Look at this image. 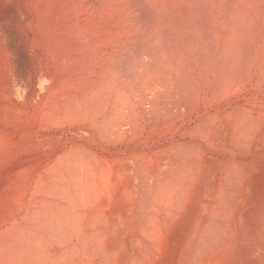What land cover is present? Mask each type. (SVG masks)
<instances>
[{"label": "rangeland", "instance_id": "374dc122", "mask_svg": "<svg viewBox=\"0 0 264 264\" xmlns=\"http://www.w3.org/2000/svg\"><path fill=\"white\" fill-rule=\"evenodd\" d=\"M38 1H40L41 3L38 2ZM42 1H44V0H37V2H36V0H0V219L4 220L6 222L4 224L3 223L4 221L2 222L0 220V222L2 223V225L0 226V229H1V227L3 229V227H5V225L6 226L8 225V227H9L10 224L12 223V220H11L12 218L11 217L14 215L13 216V218H14L13 223H14L16 218L17 219H16L15 223H19L18 222L19 219H22V221H20V222L23 224L22 225L23 227L22 226L20 227L21 224H16V225H19V226H16V227H19L20 229L22 228L26 232H27L28 229H31V231L32 230L33 231L36 230L35 232H37V229H38V231L41 230V229H44V232L46 230H48V231H46L47 234H48L49 228H51V231L49 232V234L53 231L52 232L53 235H51L52 234L51 233L50 234L51 236H49V237H50V239H52V237H53V239L51 241L56 239L57 241L55 242V244L57 243V245H58V246H56V245L52 246L50 244L51 241H50V239L48 237L49 234L47 235V234H45L43 232L45 235H47L46 236L47 238H43L45 236L42 235V231H39L40 233H38V232L35 233V235L33 234L34 232L30 234V235L33 234L34 236H36V234L37 235H39V234L42 235V237H40V235H39L37 237L38 238V240H37L36 237L32 238L33 235L30 236V238H29V233H30L29 230H28V232L26 234L24 232V230L22 231V229H21L22 233L24 232L26 235H28V236H25L24 233L20 234V232H19L20 230H14L15 227L10 226L13 230L10 227L9 228L7 227L8 229H11L12 231H16V232L18 231L17 234L19 233L18 234L19 238H21L20 235L21 236L23 235L22 236V240L24 238H25V240H27L28 238L29 239L32 238L31 240H34V238H35V242H36V240L37 241H39V240L41 241V239H43L42 240V245H41L40 241L37 242V243H40L39 246H38V244L35 243L36 244L35 246H38V247H35L31 240H29V239L27 241L24 240L27 243L29 241V247L26 248L28 244L25 243L24 241H21V240H20V242H21L20 243L19 242V238L17 237L18 235L16 234V232L14 233V235H13V232H11V234L14 236L15 240L13 239V237L8 232H6V233L9 234V237L11 236L10 238L12 239V241H18V243L16 242V245L17 244L20 245L19 246L20 248L21 247H25V249L24 248L20 249L19 247H16L14 242L11 241L12 244H14V246H15L14 248L15 249L19 248L18 250L17 249L16 250H17V252L19 251L18 254L20 253L19 254L20 257L22 256V258H20V259L21 260L25 259L26 256H27V258L29 257V258H32V260H33V257L31 255H37L36 253H38V251H35V248H36L38 250L40 249L39 253H38L40 258H37L38 256H34V258H37L36 259L37 261L35 259L33 261H31V259H29V258L28 259L26 258L25 259L26 261L28 260L30 263L38 264V260L41 259V261L43 262L42 264H44L45 260H42L40 254L41 253L43 254L44 251H47L49 254L47 252L46 253L49 256H51V258H49V261L51 259H52V262H54L55 260L56 261L58 260L57 262L55 261L52 264H55V263L59 264L60 260H63L62 263H60V264H65L63 262H67L68 264H70V263L74 264V262L76 263L77 261H78L77 263L79 264V263H81L82 258H83L84 262L87 261L86 262L87 264H89L91 261L93 263H95V264H98V263L100 264V263L103 262L101 260L103 258H104L103 259L104 261L105 260L106 261L110 260L109 261L110 263L108 262L109 264H111V263L114 264L113 260H115V264H123V263L124 264H128V263L129 264H136V262L138 263L137 257H139V259H140L139 260L140 263H138V264H147V263L148 264H152V263H154V264H188V263L189 264H193L194 262H195L194 264H201L203 262H204L203 264H207L208 262L210 264H212V263H214V264H263L264 263V138H263L264 137V124L261 121V123L263 124V125H261L259 120H256V119H255L256 122H254L252 118L254 116H259L258 117L259 119H260V117H261V119H264V117H263L264 116V110H262L264 108V106L263 107L261 106L262 108L260 107V105L264 104V101H263L264 100V87L262 85H260V86L263 87V89L258 91V90H256L257 89L256 87L258 86V84H256L257 86H255L256 89H252L253 88L252 86H251L252 88L250 89L249 88L250 85H249V87L247 86L244 90H242V92H239L240 94L239 93L235 94L236 95L235 98H234L235 100L232 101L233 104L230 103V102H226V101L220 102L218 104H216L215 102H212V101L205 102V101L210 100L209 96L207 94V90L204 89V91L202 93L196 94L195 90H196V86L198 84L197 83L198 81H195V80L197 78H198L197 80H199L198 75L199 76L204 75V72L206 73L207 72V68H209L207 66L210 64V60H211V56H212V54H211L212 50L210 49L211 48L210 43H211V40H212L210 38L211 37L210 32L204 30L206 28L203 27L201 24H199L198 19L195 18L196 20H194V18H192V17H189L186 20L182 21L181 24L179 23L180 24L179 26H178L177 23L170 22L169 20L167 22L166 20L161 19V17L164 18V16H161V14H158V10L155 9V8H152V6H150L148 3H146L145 0L144 1L143 0H132V8L131 9H133V11L135 10L134 11L135 14L131 10V12L129 11L131 14H129L130 16H128V17H129V20H131V21H129V23L131 22V24H132V25H130L131 29L133 27V29H135V32H133V29H132V32H131V29L130 30L128 28L124 29V32L125 31L127 32V37L130 36L129 37V39L131 38L130 41L128 39L129 42H127L126 45L124 44L123 46L122 45L118 46L119 48H115L114 47L115 49H114V51L112 50L113 53H111V54H113L115 57L113 55L112 56L110 55L111 57L110 56L106 57V55L102 56V54L104 55L105 52L102 51L103 52L102 53V52H100L101 50L97 51V54H98V52H100L102 54H98L99 57L96 56V58H98V59H96V58L95 59H96V61L98 60L99 63H98V61L96 62L97 63L96 68L97 67L98 68L94 70L93 68H95V67H89L88 62H86L85 60H82V59H86L87 55H88L87 54V50H85L86 46L83 47L84 49L82 47L80 48V46H77L79 44V42L77 41L78 40L77 38L79 36H80V38H82V39H80V44H79V45H81L82 44L81 40L87 38V36L84 35V34L82 35V33H81V35L78 36L77 33L79 32L78 29H79L80 26H83V27H86V28H87V26L88 27L90 26L91 18H93V17H91L92 15L93 16L97 15L99 17V14L101 13L100 10H101L102 5L104 4L105 0H98V1L97 0H94V1H92V0H76L77 4L75 3V0H73V1L72 0H60V1H58V3H56L57 0H55L56 2L54 0H52V1H54L53 3H52V1L50 2V0H48L49 2H47V0H45V2H42ZM133 1H134V3H133ZM205 1H208V0H205ZM222 1L224 2V0H222ZM82 2H84V3H82ZM209 2H213V3L215 2L216 4L215 3L214 4L216 6H219L218 4H220V5L222 4L220 8H223L224 11H227L228 9L230 11H232V8H231L233 6L232 2H231L232 6L230 5V8H228V9H227V7L225 5L226 4L225 2L224 3H222V2L219 3L218 0H217L218 3L215 0L214 1L210 0ZM209 2L208 3L205 2L206 5H208L207 8L205 9L206 12L209 13V11H210L211 13H209V14L218 13V11L215 12V9L219 10V8L218 7L215 8L216 6L213 3H211V5H210V6H212V4H213V8L211 7L210 10L208 9L209 8V4H210ZM73 4H75L76 7L78 6L79 8L84 9V10H82L83 12L80 13V9L78 8V10H77L75 5H73ZM133 4H136L137 6L133 5ZM191 4H193V3L191 2ZM223 5H225V6H223ZM149 6H150V8H148ZM227 6L229 7L228 3H227ZM45 7H46V9H45ZM48 8H51L52 10L48 9ZM73 8L76 9V10H73ZM126 9L127 8H125V11H127ZM211 9L213 10L214 13H212ZM85 10H87V11H85ZM96 10H98V12ZM219 11H222V10L220 9ZM76 12H79V13L75 14ZM72 14H73V17H71ZM82 14H83V16H81ZM202 14H203V16L206 15V13L205 14L202 13V12H201V14L198 13V15L201 16V17H202ZM79 15L81 17H79ZM149 15H151V16H149ZM215 15H217V14H215ZM84 16H87V17L86 18H82ZM132 16L134 18L133 22H132V19H133ZM230 16L231 15L227 16V18L225 17L224 18L225 20L222 19V20L225 21V25L221 23L223 25V27L225 26L224 29H228V31L226 32L228 34H229L231 26H229V25L226 26V24H227L226 20H228L230 18ZM88 17H90V20L88 19ZM120 17H121V15H120ZM73 18H75L76 20H74ZM94 18H96V17H94ZM117 18H119V14H118ZM158 18H159V20H162L161 23H162L163 26H165V29H167L166 30L167 32L165 31V29L161 25V23L158 24L159 23L158 22ZM82 19H84L85 21L82 20ZM73 20H74V22H73ZM95 20H92L93 21L92 23H94V24L95 23L96 24L100 23V19L96 18ZM217 20H218V22L222 21V20L220 21L218 19V17H217ZM150 21H152V22H150ZM224 21H222V22L224 23ZM76 22H78V23H76ZM134 22H135V24H133ZM165 22L167 24H171V26L169 27L170 30L168 28L169 25L165 24ZM184 22H185V24H184ZM75 23H76V25H75ZM154 23H155V27L154 28L156 29V31H152V30H155L153 28V26H151V25H154ZM182 23L184 24V26L186 25L185 26L186 28L184 26H182L183 25ZM136 24H137V26H136ZM217 24H215V25L216 26H220L221 25L220 23H217ZM139 25H140V27H139ZM158 25H161L162 28L161 27L159 28ZM100 26H101V23H100ZM111 26H112V24H109L107 27L111 28ZM134 26H136V28H134ZM149 27H150L151 31L148 29ZM181 27H183V28L181 29ZM192 27L194 29H192ZM58 28H59V30L62 29L63 33H62V31H61V33L59 32V30L57 31ZM54 29L56 30L55 37L57 36L58 38L54 37V33H53L55 31ZM138 29H139V31H138ZM157 29H159V30H157ZM161 29H163V30H161ZM177 29H178V31H177ZM180 29L183 31L182 35H179V33L180 34L182 33V31H179ZM87 30L90 32L89 29H87ZM140 30L143 33H141ZM185 30H186V32H185ZM211 30L214 31L215 29L211 28L210 31ZM74 31H75V34H77L76 36H74L75 35ZM157 31H159V33ZM163 31H165L166 34H162ZM192 31H193V33H192ZM57 32H58L59 36L56 35ZM126 32H125V34H126ZM155 32H156V34H155ZM177 32H179V33H177ZM132 33H133V35L135 34L136 36H133ZM148 33H150V34L154 33V35H152V34L148 35ZM187 33L188 34L190 33V34L188 35ZM60 34H62V35L60 36ZM69 34H71V35L74 34V35L71 36ZM79 34H80V32H79ZM161 34H162V37H159ZM191 34L194 36L195 39L194 38H192L193 40L189 39ZM163 35H166L168 37L163 36ZM195 35L196 36L198 35L199 37L198 36L195 37ZM64 36L66 38H64ZM81 36H83V37H81ZM150 36H151V40L154 39L155 41H153V40L152 41H148L147 42V43H149V45H148L145 42L147 41V39L150 40ZM173 36H175V38H177V39L179 37L180 38L181 37L185 38L186 36H189V37H187L184 40L185 41L186 40H188V41L190 40L189 44H190V42H193L194 46L196 44L198 47L196 46L195 48H197L198 50L200 49L201 53H204L202 56H204V58L208 57V59L206 58V60H205L202 56L199 57L200 53H198V52H200V50L197 51L194 48V46L192 45L193 43L191 45L193 46L195 52L193 50H191V49H193L191 45H189V46L187 45L188 41L185 42V41H183L182 38H181V40L179 38L178 39V42L180 44L179 45L177 40L174 39ZM193 36H191V37H193ZM200 36L203 37V38H201ZM61 37H62V39H61ZM73 37H75V38L77 37L76 38L77 40L76 39L73 40ZM99 37L101 38V36H99ZM125 37H126V35H125ZM135 37H136V40H135ZM155 37H158V38L155 39ZM100 38L97 37V39H96L97 41H100L99 44L102 41V40H100ZM164 38H165V40L168 39V41L166 40V44H165ZM196 38H198L197 39L198 41H196ZM60 39H61L62 43H61ZM63 39H65V40H63ZM92 39L94 40V38H92ZM201 39H204V41L202 40L204 43L206 41L205 45H207L208 48L205 47L204 43L201 42ZM205 39H208V40H205ZM75 40L78 42L77 44H75L76 43ZM86 40H84L82 42H85ZM111 40L109 41V43L111 42ZM160 40H162V41H160ZM170 40H173V41H170ZM63 41H65V42H63ZM102 42H104V39H103ZM156 42H157V46H155ZM161 42L163 43V45H162ZM184 42H185L186 45L184 44ZM64 43H65V45H64ZM67 43L68 44L71 43L74 46V50L76 49L75 47H78L77 49L80 48V50L76 49V51H75L79 56L78 55L76 56L75 52L74 53L70 52L71 49L69 51V48H71V47H69V45H71V44L68 45ZM86 43H87V41H86ZM130 43L131 44L133 43V44L130 45ZM105 44H106V42H105ZM173 44H174V47L172 46ZM161 45L164 46V47L168 46V48L167 47L164 48ZM55 46H57V48ZM67 46H68V48H67ZM73 46H72V48H73ZM101 46L105 47L104 43ZM110 46L112 47V42L110 43ZM124 46H126V47L123 48ZM127 46L128 47L130 46V47L127 48ZM146 46H148V47H146ZM175 46L177 47V49L180 47L181 50L180 49L177 50ZM185 46H187V47H185ZM106 47L108 48L107 45H106ZM169 47H170V50H168ZM189 47H190V49H189ZM122 48L125 49V50H123ZM171 48H173V49H171ZM258 48L261 49L260 46ZM121 49L124 52H122ZM128 49L132 50L133 52L129 51ZM151 49L154 50V52L151 51ZM158 49L159 50H164V51H162V52L158 51L157 52ZM175 49H176V51H175ZM65 50H67L68 54L70 53L71 55L68 56V54L66 53L67 51H65ZM82 50H85L86 52L82 51ZM115 50H118V51H115ZM171 50H172V52H171ZM60 51H61V54H59ZM119 51H121L122 53L119 52ZM168 51H170V52H168ZM174 51L176 53H174ZM182 51H184V52L182 53ZM207 51H210V52H207ZM117 52H119L120 54L118 55ZM134 52H135V55H137V57L139 56L138 58L136 56L134 57ZM152 52L153 53L156 52L157 55H156V53H155V55L152 54ZM179 52H181V53H179ZM190 52H191L192 55H190ZM63 53L65 55H67V57L65 56L66 58H64ZM160 53H161V55H160ZM55 54H56L57 57L55 56ZM72 54H74L75 58L73 57ZM167 54L171 55L173 59L175 58L174 56H176V58L178 56L179 60L176 59V58L174 59L175 62L177 60L178 63H175L174 60L170 59L171 58L170 56H168V58L165 59ZM181 54L185 55V56L188 55V56L187 57H185V56L184 57L183 56L180 57ZM195 54H197V55L199 54V56L197 57V55H195ZM62 55H63V57H62ZM116 55H118V56H116ZM189 55L192 58H190ZM127 56H129V57H127ZM155 56L156 57L159 56L158 57L159 60L157 58H154ZM69 57H70V59H69ZM147 57H148V59H147ZM188 57L192 61H190ZM193 57H194V60H193ZM78 58L81 60V62H80V60ZM99 58H104L105 60L104 59L100 60ZM134 58L137 61L139 59V61L138 62L135 61ZM140 58H141V60H140ZM202 58L204 60H202ZM108 59L110 61V62L108 61L109 64L106 62ZM110 59H112L113 61H111ZM183 59L186 62V64H183ZM187 59L189 61H187ZM73 60H74V63H73ZM168 60H171V62L167 63ZM56 61L58 63H56ZM77 62L81 63V66ZM103 62H104V64H103L104 66H105L106 63L108 65H106L105 67H102L101 63H103ZM112 62H114V63H112ZM131 62L134 65L130 64ZM164 62L167 63V64H165ZM189 62H190V64H188ZM205 62L206 63L208 62L207 66H206ZM142 63H144V64H142ZM158 63H161V64H158ZM170 63L172 65L176 64V67H173L175 69H173L172 66H168V65H171ZM195 63L199 64V65L196 64V65H198V67H195ZM84 64L85 65L87 64V66H84ZM128 64H129V66H128ZM75 65H77L79 67H76ZM146 65H148V67ZM187 65H189V66H187ZM134 66H136V67H134ZM178 66L181 67L183 70L185 69L184 68L185 66L187 68L184 71L183 70L182 71L178 70V73H180V74H178L177 70H176L178 68ZM191 66L195 67V71H193L194 67L192 68V71H190L191 70ZM106 67H109V69L106 68ZM166 67H168L170 69H168ZM188 67H190V69H188ZM136 68H137V71H135ZM181 68H178V69H181ZM107 69H108L109 72L108 71L105 72V70H107ZM149 70H151V71H149ZM139 71H141V73ZM198 71H199V74L196 73ZM65 72L67 73V75H65L66 74ZM78 72H79V75H77ZM107 72H108V74H107ZM142 72H144V73H142ZM148 72H149V74H152V77H148V78L144 79V76L145 77L149 76L147 74ZM186 72H189V73H186ZM201 72H202V74L200 75ZM156 73H159V74H157L158 76L156 75ZM184 73H186L187 75L189 74L192 77L191 76L188 77ZM72 74H74L77 77H75L74 75L72 76ZM183 74H184L183 78H184L185 81L184 80L183 81H179V79L181 78V76H183ZM109 75H110L111 79L114 81L113 83L110 80ZM177 75H180V76H177ZM65 76L67 77L66 79H67L68 82H66ZM57 78H59V80H57ZM61 78H62V80H61ZM107 78H109L108 81L110 80L112 86L111 85H105V83L106 84L110 83V82L109 83L106 82ZM94 79H96V80H94ZM102 79H103V81H102ZM163 79L164 80L166 79V80L163 81ZM83 80H84V83H83ZM147 80H149V81H147ZM153 80H155V81H153ZM181 80H182V78H181ZM122 81H128V82H126V83L123 82L122 83ZM170 81H172L173 83H171ZM93 82H95V83H93ZM115 82H118V83L115 84ZM129 82L132 84L131 86H129L130 85ZM148 82H149V84H148ZM57 83H59L60 85L58 86ZM187 83H189L192 86L193 90H191V87H189V89H188L187 86H189V85ZM157 84H159V85H157ZM161 84H163V86ZM168 84H169V87H168ZM68 85H70V86H68ZM118 85H120V86H118ZM173 85H175V88H173L174 87ZM124 86H126V87H124ZM111 87H112V89H111ZM170 87H172V89ZM262 87H258V89H260ZM81 88H83V89H81ZM166 88H167V90H166L167 93H166V91H163ZM72 89L74 90V92H73ZM77 89H78V91H77ZM116 89H118V90L115 91ZM149 89L151 90V92H149L150 91ZM157 90H159V91H157ZM246 90H247V92H246ZM114 91H115L117 97L114 95ZM121 91H122V93H121ZM125 91H126V94L124 93ZM174 91H176L177 93H175ZM110 92L113 93V94H111ZM56 93H57V95H56ZM87 93H88V95H87ZM90 93H92V94H90ZM168 93H171V94H168ZM83 94H84V96H83ZM119 94H120V96L121 95L124 96V100H123L122 97H119ZM142 94L145 95V96H142ZM200 94H202V95H200ZM53 95L56 98H60V99H58L59 101L56 98L54 99ZM125 95H126V97H125ZM51 96H52L53 99L50 100ZM169 96H170V98H169ZM201 96H204V98L201 97ZM205 96H206V98L208 97V100H205ZM93 97H94V99H93ZM171 97H172V99H171ZM183 97L186 98V101L184 100ZM249 97H252V99L259 98L258 100L261 99L260 101H263V102L261 103V102L257 101L259 106H257V102H256V104L253 106L254 108L252 107L254 109L253 110L251 108L252 104H249L246 101V98L248 100ZM68 98H70V99H68ZM101 98H102V100H101ZM105 98L109 99V101L111 100V103H112L111 104L110 102H108L109 106L111 105V107L106 108L108 110H106V109H104L102 107ZM126 98H127V102L130 105V107L127 106V102L125 100ZM198 98L202 99V102ZM99 99H100V101H99ZM118 99H120V101H118ZM151 99L153 100V102H152ZM167 99L168 100L171 99L170 101H172V100L173 101L172 102H165V101H168ZM197 99H198V101H196ZM122 100L125 101L126 103L123 102ZM150 100H151V102H150ZM181 100H184V101H181ZM145 101H147V102H145ZM52 102H53V105L51 104ZM98 102L100 104H98ZM120 102L123 105H121ZM210 102H212L214 107H213V105H211ZM244 102L247 104V107L249 108V109L248 108L247 109L248 110L252 109L251 113L252 114L254 113L253 115L251 114L250 117L246 118V116H245L247 121L246 120L243 121L244 119L242 118V117H244L245 112L247 110L244 111L242 115L241 114L232 115L234 121H232V117H227L225 115L227 112L231 111V108H233L232 106H237L238 104L241 105V103H243L242 105H243V108H244V104H245ZM49 103L51 105H49ZM91 103L92 104L94 103L95 105L94 104L92 105ZM195 103H198V104H195ZM85 104H86L87 107L85 106ZM90 104L92 106H90ZM124 104H126V105H124ZM160 104H161V106H160ZM192 104L196 105V106L194 105L197 108L195 111L192 110L193 108H195L194 106H192ZM209 104L211 105V107H210ZM227 104L229 106H231V107H229ZM47 105L51 107V108H48L49 110L47 109V107H48ZM44 106L45 107L47 106V107L45 108ZM53 106H54V108H53ZM95 106H97V107L99 106L100 108L99 107L95 108ZM206 106H208L210 108H207ZM121 107H124V109L126 111V115H125L124 120H122L123 123H121L120 127H117V126H114V121L116 120V117H117L116 116L117 115L116 112H119ZM94 108H95V110H94ZM171 108H172V110H171ZM201 108H202V110H201ZM113 109L115 111H113ZM128 109H129V111H128ZM259 109H260V111H259ZM98 110H99V114L100 115L97 114ZM116 110H118V111H116ZM200 110L203 111V112H201ZM261 110L263 111L262 116H260V114L262 112ZM50 111L53 114H51ZM102 111H105V112H102ZM111 111H113L114 114ZM253 111H255V112H253ZM256 111L259 112V113H256ZM177 112H179V113H177ZM191 112H193V114H191ZM81 113H83V115ZM219 113H221L220 115H222V116L218 115ZM79 114H81V115H79ZM96 114H97V118H95L96 116H94ZM105 114L107 115L106 117L104 116ZM49 115H50V118H49ZM52 115H54L55 117L52 116ZM84 115H85V117H84ZM187 115H188V117H187ZM42 116H43L44 119L41 118ZM90 116H92V117H90ZM108 116H110V117H108ZM238 116H241V117H238ZM178 117H179V119H178ZM181 117H184L185 120L182 121L184 118H181ZM215 117H217L219 120L218 119L216 120ZM52 118H56V119H53V121H52ZM84 118H86V120H84ZM106 118H107V121H103V120H106ZM111 118L114 121H112ZM223 118H225V120ZM250 118L252 119V121H251ZM254 118H256V117H254ZM46 119L48 120L47 122H46ZM50 119H51L52 122L49 121ZM96 119H98V120H96ZM210 119L213 120V121L211 122ZM248 119H249V121H248ZM108 121H110L111 124ZM207 121L208 122L210 121V123H213L215 121L213 123L215 127L211 126L213 124L210 125V123H208ZM217 121L219 123H217ZM237 121L239 123H237ZM105 122L110 124L111 127L109 125H107ZM223 122H225V123H223ZM253 122H254V124H253ZM263 122H264V120H263ZM171 123H172V125H171ZM175 123H176V125H175ZM227 123H228V125H227ZM193 124H194V126H193ZM238 124L241 125L240 128H242L243 131H245V132L248 131V132H246L247 133L246 135H245V132L240 130V128H239L240 125L238 126ZM257 124H260V125L258 126ZM166 125H168V126L166 127ZM230 125H231V127H230ZM233 125H234V127H232ZM235 125H237L238 127L237 126L235 127ZM107 126H109L110 128H108ZM201 126H202V128H201ZM249 126H250V128H249ZM103 127H107V129H104ZM206 127L208 129H210V130H207ZM256 127H258V128H256ZM211 128L212 129L214 128V129L212 130ZM231 128H232V130H231ZM246 128H247V130H246ZM142 129H144V130H142ZM109 130H111V131H109ZM149 130H151V131H149ZM232 132H234V133L232 134ZM238 132H240V134ZM247 135H248V137H247ZM138 136H139V138H138ZM243 136L245 137V139H244ZM202 137H203V139H202ZM250 137H251L252 141L249 139ZM199 139H201V140H199ZM238 141H240V143ZM185 142H186V145L188 144L187 147L185 145ZM208 142L210 144H208ZM235 143H236V145H235ZM238 144L240 146L243 145L241 147V149H239L240 147H239ZM217 145H219V146L217 147ZM220 145H222V147ZM64 146H65V148H64ZM167 146H169V147H167ZM212 146H214V147H212ZM75 147H76V149H75ZM160 147H161V149H160ZM198 147H200V148H198ZM66 148L68 149V151H67ZM73 148H74V150H73ZM82 148H85V150H83ZM229 148H231V149L233 148V149L232 150H228ZM54 149H56V150H54ZM87 149H88V152H86ZM199 149H201L202 152L198 151ZM72 150L73 151L76 150L75 152H77L76 156H75V159L78 160L79 165H78V163H76L77 165H72L74 163L73 161H75V159H74L75 152H74V155H73V161L72 162H71V159H72L71 154L68 155L69 153H71ZM249 151H250V154L248 155ZM60 152L62 154H64V155H65V152H66V154L68 156H71V159L68 161L67 160L68 157L66 156L67 158L65 159L64 158L65 156H62ZM83 152H85V153L83 154ZM198 153H200V158L202 156V158H201V159H203L202 161H201V159L199 157H197V155L199 156ZM77 154L79 156H77ZM87 154L91 155V156H88ZM160 154H162V155H160ZM205 155H206V157H205ZM235 155H236V157H235ZM134 156H136V158ZM147 156H149V157H147ZM169 156H171V157H169ZM59 157L61 158V161H57L58 163H55L56 160H60ZM92 157L94 159L97 158L96 161ZM160 157H161V159H160ZM90 158H91V161H89ZM100 158H102V159H100ZM116 158H118V159H116ZM174 158L176 159V162H175ZM179 158H181V159H179ZM205 158H206V160H205ZM254 158H255V160H254ZM79 159L81 160V162H79L80 161ZM85 159H86V161L87 160L89 161V163L87 161L88 165L91 164L92 162L95 163V164L97 163V166H96L97 168L99 167V164L103 165V162L105 163V166H107V164H109V167H111V169H110L107 166L108 170L106 169L107 170L106 172H103V171H102L103 173L102 172H100V173L98 172L95 175L96 176L95 178H96V181L98 182L97 184L99 186L100 185L102 186V184L106 181V178L109 179V182H108L109 184L108 185H106V184L104 185V187L106 189H104L103 186L100 187V189L103 188L104 189V190L102 189L103 192H105V194L106 195L108 194V195L106 196V195L103 194V197H99L98 204H97L98 206H96V207L104 208V209H102L103 216H104V230H107V227L105 226V224L109 220V222H110L109 225H111V229L112 230H110V231L108 230V231L110 233L113 231L111 233V235L113 237L112 236H108L107 232H105V233L101 232L103 235H105L107 233V236L105 237V236L101 235V236L105 237V239L102 237L103 239L102 238L101 239L104 242H101L102 240L99 239L101 244L99 243L98 238L100 236V233L94 231L95 228L93 227V225L94 224H103V223H93L92 215H90L91 218L89 217V223L93 224L92 225L93 229H92L90 224H87L85 226L84 225H81V226L80 225H76L77 227L75 226L78 229V231H81L80 229H82V228H83V230H86L85 233H87L89 231L91 233L90 234L91 237L88 238L89 235L87 236V234H82V235H84V236H82L81 233H84L82 231L79 233L82 238L77 237L79 234H77V235L74 234L76 228L71 224V221L69 220V219H71V218H69V216L71 214L73 215V212L70 214V212H71L70 210L71 209L69 210L70 212L69 211H67V212L65 211V213L67 214L66 217L69 215L67 217L68 220H67V218L65 220V215H64L65 213H63V210H62L63 214L62 213H60V214L64 215V217L62 218L63 222H62L60 227H63V229L62 228L59 229V227L56 226L59 229L58 231L56 229V231L58 233L60 232L59 235L64 233V230H65L64 227L70 228L72 230V231L71 230L69 231V229H66L67 230L66 231V235H67V232H73L74 231V233H71V235L69 234L70 236L75 237V240H74V238L72 239V237L69 238V239H72L71 242L75 241L74 244L76 243L75 246H74V244L72 246V243H70V242H69L70 245H67L68 244V242H67L68 235L66 236L65 233L63 235H65L66 237H64L63 235H60V236L56 235V233H57V232H55V228L56 227L54 225H51L50 223H48V222H50L52 220L51 217L53 215H55L57 218H59V216L62 217V215H58L59 214V209H60L61 205H64L62 203V200L64 198H67V196H65L64 198L63 197L59 198V200H58V197L61 196V194H59V192L57 191L58 193H56V194H58V195L56 197V194H54L51 189L50 190H48V189L49 188H53V187H54V189H56L58 186L60 187V185L64 181L66 183H68L67 180L69 179L68 177H70V176H67V174L71 175L70 172L73 173L74 171H76V169L78 170V168L79 169L82 168V169H80V171L78 170L77 171L78 173L76 172V175H73V176L71 175V177L69 179V183L71 181V178L72 179L74 178L73 179L74 180V184H77V183L79 184L80 183V180H79L80 179L79 178L80 173H81V177H82L83 173L85 174V175H83V177L84 176H88V175H92L93 174L92 172L95 171V170L93 169V166H88L86 164V161L84 162L85 165H83L82 162ZM104 159L106 161H104ZM119 159H120V162H119ZM237 159H238V161H237ZM62 160L65 161V165H66L67 168L70 166L69 170H72V171H68V173L66 174V171L68 169L67 170L65 169L66 167L63 166L64 163H62L63 169H61L62 166H60L58 164H61L59 162H62ZM77 160H76V162H77ZM97 160H99V161L97 162ZM139 160L141 161V163H140ZM226 160H227V163H226ZM239 160H240L241 163L239 162ZM143 161L146 162V163L144 164ZM161 161H162V163H161ZM224 161H225V163L227 165L225 163H223ZM51 162L54 163L53 166H51V164H52ZM69 162H71V164ZM40 163H42V164H40ZM93 163H92V165H94ZM148 163H149V166L151 164L152 168H151V166L150 167L148 166ZM186 163H188V165H186ZM217 163H219V164H217ZM233 163H238L240 165L233 164ZM242 163H243V165H242ZM245 163H246V165H245ZM80 164H82V165H80ZM55 165H58L56 168H57V171L59 173H60V169L65 171V172L61 171L62 173H61L60 177H59V175H57L58 172H55L56 169H54L55 176L52 175L53 174V170H52L53 168H51V167H54ZM49 166H51V167H49ZM105 166H102V167H104L103 169L106 168ZM190 166H192V168ZM43 167L47 170V172H46L45 169H43ZM102 167H100V169H102ZM49 168H50V170H52V173H51L52 178L53 179H55L56 177L57 178L59 177V178L57 180L55 179L56 181L53 180L52 178H50L49 182H50V184L53 187L49 186V187L46 188V183H44L45 185L43 184V182H45V181L42 178L45 177V176H43L44 174L47 175V176L49 175V173L51 172L49 170ZM83 168L84 169L86 168L88 170H86V171L84 170V171H82L83 172L82 173L81 170H83ZM97 168H95V169H97ZM188 168H189V170H188ZM221 168H222V170H221ZM100 169L98 168L97 170H100ZM196 169H197V171H196ZM225 169L227 171H226V173L223 174V172H225ZM48 170L50 171L49 173H48ZM112 170L113 171L115 170V173ZM118 170H120V171H118ZM171 170L173 171V173H172ZM174 170H175V172H174ZM187 170H188L189 174H188ZM230 170H232L233 172L230 171ZM87 171H89V172L92 171V172L90 174H86ZM109 172H111V174H116V175H114V177H113L111 174H109ZM178 172H180V173H178ZM193 172H194V174H193ZM41 173L43 174L42 175L43 177L39 176V175H41ZM63 173H64V176H65V179L66 178H68V179L64 180L62 178V177H64V176H62ZM231 173H233V174H231ZM74 174H75V172H74ZM220 174H221V176H220ZM99 175L101 176L102 179L99 178L100 177ZM143 175H144V177H141ZM154 175H156V176H154ZM184 175H187V176L185 178H183ZM47 176H46V179L51 177V176H49V177H47ZM102 176H105V177H102ZM230 176L231 177L233 176V177L231 178ZM145 177H147V179ZM244 177H245V179H244ZM38 178H40V179L38 180ZM61 178L64 181H61L62 180ZM162 178L165 181V183L162 180ZM59 179H61V180H59ZM108 179H107V181H108ZM187 179H189V180H187ZM52 180L54 182V183L52 182L54 185L51 183ZM73 180H72V182H73ZM224 180H225V182L228 181L227 182L228 186L226 185ZM57 181H60V185L58 184L59 182L57 183ZM184 181H186V183ZM40 182H42V185L40 184ZM75 182H77V183H75ZM217 182H219V183H217ZM229 182L232 184V186H234L233 188H232V186H231V184ZM23 183H24V185H23ZM55 183H57V184H55ZM66 183L62 184L61 186L65 187ZM176 183H180V184H176ZM119 184H120V186H119ZM159 184H161L160 185L161 187L158 186ZM43 185H44V188H46L45 189L46 191L44 190ZM149 185H151V186H149ZM186 185H188V187ZM229 185H230V187H229ZM72 186H75V185H73V183H72ZM108 187L110 189H108ZM158 187L161 188L162 190L160 192H158V194H157V191H159ZM164 187H166L165 191L166 190L169 191V189L171 188L170 191L173 192V193L171 194L170 191L168 193H167V191L164 192L163 191ZM37 188H39V189L36 190ZM40 188H43V189H40ZM152 188H154V189L156 188L158 190L155 191ZM190 188H191V190H190ZM228 188H230L231 190H229ZM186 189H188V190H186ZM235 189H236V191H235ZM43 190L45 192L48 191L50 193H45ZM106 190H108L107 191L108 193L106 192ZM117 190H118V192L121 191L120 194L117 192ZM221 190H222V192H220ZM35 191L38 194H36ZM128 191H129V193H131L130 196L128 194ZM148 191L149 192L151 191V192L148 193ZM41 192H44L45 194L44 193H42V194L43 195L47 194V196L44 197L42 194H40ZM153 192L156 193V195L154 197H151V196L154 195ZM33 193H35V194H33ZM51 193L54 194V195L52 196ZM151 193H153V194H151ZM159 193H161L163 195H166V196L162 197V196L159 195ZM32 194L36 195L37 197L41 196L42 199L39 198L40 201L44 200L47 197L45 199L46 200V204L48 203L47 200H49L51 198L50 199V205L49 204L46 205V209H47V206H48V209H49V211H47V213H50L51 212L50 210L54 211L55 207H57L58 204L60 205V206H58L59 209L56 208L55 211H54L55 213L52 211L51 214L53 213V215H51V214L47 215V214H45L46 213L45 206L43 207L44 209L42 208V206L45 205V203L43 201H41L44 204H40L41 203L40 202L39 203L40 204L39 208H42L41 210H44L45 213L44 214L42 213L43 217H40V215H41V213H40L41 211H40L39 212L40 214H39V217H38V213H36V210L37 211H39V210L38 209H36V210L34 209V208H36V205H37V202H38L37 201L38 198L35 196V199H37L35 201H37V202H34V200H33L34 198H31V197H34ZM48 194L49 195L51 194L50 197H48L49 196ZM75 194H73L74 197L72 195V198L75 199V200L71 199L72 200L71 201V200H69V198L65 199L68 202L67 205H70L72 207L73 206L72 204L75 205V201H77V200L79 201V196L76 197ZM125 194L126 195L128 194V195L125 196ZM218 194H219V196H217ZM235 194H236V196H235ZM28 195H32V196L30 197ZM221 195L222 196L224 195V196L222 197ZM21 196H23V197H21ZM42 196L44 197V199H43ZM51 196L52 197L55 196V198H57V200L52 198ZM62 196H63V194H62ZM107 198H110V199L107 200ZM147 198L151 202H149ZM26 199H27V202H28L27 204L25 202ZM30 199H32L33 203H35V204L33 205V203L31 202L33 206L31 205V206H29L26 209L23 208L22 205L24 204V207H27L26 205L29 204ZM52 199H54L55 201H51ZM60 199H62V200H60ZM140 199H142V200H140ZM159 199L161 200L160 202H162V201H164V202H162V203L157 202ZM174 199H175V201H174ZM233 199L236 200V201H234ZM22 200H24V201H22ZM68 200L71 203H69ZM181 200L183 201V203H182ZM109 201H110V203H109ZM22 202H25V203H22ZM152 202H153V204H152ZM64 203H66V201ZM142 203H144L143 206H145L147 209L142 206ZM54 204L55 205L57 204V206H55ZM138 204H140V205H138ZM52 205L54 206L53 207L54 209L51 207ZM127 205H129L130 207L127 206ZM147 205L148 206L152 205V206H150V208H152V209L153 208L155 209V207H157L156 210H161V211H153L152 210V212H151V209H149V207H147ZM20 206L22 207L23 214L25 213L24 209L25 210L28 209L30 211V208L34 207V206L35 207L31 209V212H33V211H35V212L32 213L33 215L31 214V212L29 213L30 215L28 213L24 214V216L26 218V219H24L21 215L18 216L16 214V211H19ZM137 206H138L139 210L143 209V208L146 209L145 210L146 212L143 209V211L140 210L141 211V214H140L139 213L140 211H138V209L136 211ZM178 206H179V208H178ZM165 207H167V209ZM164 208H165V211H163ZM56 210H57V212H56ZM20 211H21V209H20ZM29 211H26V212H29ZM72 211H73V207H72ZM162 211L164 212V214L162 213ZM173 211H174V213H173ZM134 212L138 213L136 215H137V217L140 220L135 217L136 215H134ZM142 212H144L143 215H142ZM153 212H157V213L160 212V213H158L159 214L158 216L159 217L162 216L163 219L160 220L161 217H160V219H158L159 217L157 216L158 218H156L157 220L155 221L154 217H156L157 214L155 215ZM11 213H12V215H11ZM56 213H58V214L56 215ZM118 213L121 214L120 218L119 217L117 218V214ZM130 213H133V214L130 215ZM152 213L155 215L154 217L152 216ZM34 214L36 215L35 217H34ZM113 214H114V216H113ZM115 214H116V216H115ZM145 214H149V217H150L149 218V223L150 222H153L155 224L157 223L156 225L158 226V229H159V225H160L161 230H158L155 227L154 224L147 223L146 221H148V215L146 216ZM167 214H168V216H167ZM171 214H173V215L170 216ZM6 215H8L7 218H6ZM26 215L29 216V219L31 218V216H33L34 218L37 217L38 218V219L36 218L37 222H35L33 220L32 221L30 220V221L32 223L34 222V226L37 225V224L35 225V223H38L39 226L37 225L36 226L37 228L35 227V229L33 227L28 228V225L30 224L28 222H30V221H29V219L27 218ZM44 215L46 217L48 216V218L45 219ZM108 215H109V217L112 216V217H110L111 219L108 217ZM129 215H130V217H132L134 215V217L130 218V217H128ZM105 216H106V219H105ZM33 217H32V219H34ZM39 218H41V219L43 218V219L41 221H38ZM135 218L138 219V221H140V222L142 220L141 223H142V225H144V227H146V226H149V227H146L147 229L146 228H142L141 223L136 221ZM7 219H8V222H7ZM23 219H24V221L28 220V222L27 221L25 222V223H27L26 225L23 223ZM49 219H50V221H48ZM117 219H119V221H122L123 223L124 222L125 223L122 224ZM209 219L211 220L210 222H209ZM43 220L44 221L46 220L48 224H46V222L43 224L42 223ZM64 220L65 221H70L69 223L73 227L71 228V226H68L67 225L68 223L67 222L65 223ZM76 220L77 219L72 220V223L74 222L73 224H75ZM134 220L136 222H138V224H135L136 222ZM227 220H229L230 222L228 223ZM39 222L42 224V226H40L41 224ZM118 222H119V224H118ZM127 222H128V224H127ZM145 222L147 224H149V225L145 226V224H146ZM13 223L11 225H13ZM15 223H14V225H15ZM114 223L117 226L113 225ZM133 223H134V225H133ZM220 223H223V224H220ZM120 224L123 225L124 227L121 226ZM43 225L44 226L48 225V226H45V227H47V228L49 227V228L48 229L47 228H41V227H43ZM88 225H90V226H88ZM112 225H113V228H112ZM125 225H127V226H125ZM128 225H130V226H128ZM136 225H137V227H139V225H140L141 228L144 229V232L142 230H140V232L142 231V234L138 231V228L135 227ZM150 226H151V229H153L155 227V229L153 230L155 232L154 233L155 237L153 235H151L150 233L148 234V228H150ZM152 226H154V227H152ZM161 226H164V227H161ZM216 226H217V228H216ZM25 227L27 229H25ZM39 227H40V229H39ZM89 227H91V228H89ZM219 227H220V229H219ZM7 228L5 227V229H7ZM52 228L54 230H52ZM73 228H75V230ZM132 228H133V230H131ZM135 228H136V230H135ZM141 228H139V229H141ZM15 229H17V228H15ZM87 229H90V230L92 229V230L90 231V230H87ZM151 229H150L149 232L152 233ZM114 230L117 231V234L115 233ZM224 230H225V232H224ZM8 231H10V230H8ZM132 231H135V232L137 231V232L135 233V232H132ZM160 231H162V232H160ZM54 232H55V234H54ZM89 232H88V234H89ZM203 232H205V233H203ZM1 233L2 232H0V234ZM6 233H4V235H6L5 239H7V235H8ZM94 233H96V234H94ZM97 233L99 234L98 238L96 237ZM133 233L135 235L139 234V236L137 235V237H139V238L141 237V238L139 239L135 235L133 236L132 235ZM143 233H144V235H143ZM125 234H126V236H125ZM140 234H141V236H140ZM213 234H215V235H213ZM4 235L0 236V238H3ZM74 235H76V236H74ZM142 235L144 237L146 236L147 239L149 238L148 240H150V241H148L146 238L144 239V237H142ZM147 235H150V237L149 236L147 237ZM57 236H58V238H57ZM62 236H63V238H62ZM92 236H94L93 240L90 241V239H92ZM120 236L122 238H120ZM131 236H133L132 237L133 241L135 240V238H137V239H139L138 240L139 242L137 241V239L135 240V242H133ZM211 236H213V237H211ZM221 236H223V237H221ZM76 237L79 238V243L76 242V241H78ZM156 237H158V238H156ZM16 238H18V239H16ZM123 238H124V240H120V239H123ZM128 238H129L130 241H128ZM58 239H60V241H58ZM62 239H64V243H63ZM65 239H67V240H65ZM81 239H82V241H81ZM96 239H97L99 244L97 243ZM143 239H144V241H143ZM153 239H155V240H153ZM0 240H1L0 244H3V243L6 242V240L3 241V242H2V239H0ZM3 240H4V238H3ZM45 240L49 241V243L46 244V247L49 250L46 249L45 246H43V244L45 245V243L47 242L46 241V242L43 243V241H45ZM83 240H85V241H83ZM94 240H95V242H94ZM215 240H217V241H215ZM65 241L67 242L66 245H67L68 249H64V247H63L65 245ZM86 241H88V242L89 241L90 242L93 241L92 242V246L93 247H91V243L90 242H89L90 243L89 244L90 247L86 246L85 243L88 244V242H86ZM122 241L124 243H121ZM141 241H143L145 243H141ZM204 241H206L208 244L210 243V245H208ZM11 242H8V243L11 244ZM23 242L26 244L25 246H23ZM30 242H32V243H30ZM82 242H84V244ZM8 243H5V244L7 245V247L9 249L11 248L10 250L12 251L11 253H9L10 250L8 251L9 255L11 254L13 256L12 253H14V256L16 255V259H17L18 256L16 254V251L14 252L12 250V247L8 246ZM103 243L106 244V249L107 250L111 247L108 251L106 250L107 254L105 253L106 257L109 256L110 258L105 259L106 257H104L105 255H103V253L105 252V251H103L105 249V248H103V245H104ZM133 243H135V244H133ZM147 243L151 247H148L146 245ZM215 243H217V244L215 245ZM77 244H79V245H77ZM80 244H81V247L79 248L78 246H80ZM120 244L121 245L125 244V245L122 247ZM155 244L157 245L156 246L157 248H152V246L155 245ZM6 245H5V247H6ZM60 245H63V246L61 247ZM83 245L88 247L90 250H91V248H93L94 251L92 250V253H95V255L93 254L95 257H96V254L98 256L99 253H101L100 251H103L102 254H100V255H103V256H100L102 258H100L98 256L100 259L98 257L95 259V260L99 259L102 262H100L99 260L95 262V260L93 259V256H89L88 255L91 251L88 249L89 250V252H88L87 248L85 246L83 247ZM98 245L100 247L102 245L101 249H103V250H101ZM129 245H130V247H129ZM143 245H144L145 248H149V249L151 248L152 250L148 249L149 250L148 251L147 249L141 247ZM2 246H0L1 249H2ZM30 246L31 247L33 246V247L30 248ZM40 246L41 247L43 246L42 247L43 249H41ZM69 246L72 247V248H74V247L75 248L73 250H72V248H71V250H69V248H70ZM212 246L217 247L218 249L215 248V250H214V248H212ZM54 247H55V249H54ZM56 247H59L60 249L56 248ZM67 247H65V248H67ZM76 247L79 248V249H77V251L79 250L78 255L82 254L83 252H85V254H87L86 252H88L87 256H89V257H87L84 253L81 256L79 255L80 257L77 256L76 255L77 254ZM94 247H96V252H95ZM98 247H99V249H97ZM116 247H119L117 249H120V250L118 251L117 249H115ZM120 247L122 248V250H121ZM81 248H84V250L85 249L86 250L83 251ZM124 248H128V249H126L128 251L123 250ZM26 249H29L30 251L26 250ZM62 249L67 250L69 252L75 250L76 254H74L72 252L73 253L72 256L75 255V257L80 258L81 260L79 261L77 258H76L77 259L76 261L75 260H71L72 259L71 252L68 253L66 251V252H63V255L67 256V254H69L71 259L68 257L69 256L68 255L67 258H66L67 261H64L65 258L63 256H62L63 259L59 258V256L61 257L59 251L61 250V253H62ZM114 249H115V251L112 252L111 250H114ZM137 249H140V250H137ZM209 249H212V250L210 251ZM2 250H4V247H3ZM5 250L3 251L4 255H5V253H7V251H5ZM42 250H44V251L41 252ZM130 250H131V253H130ZM20 251L21 252L24 251L25 254L23 252L21 253ZM80 251H83V252L81 253ZM109 251H111V252H109ZM116 251H118V253H115ZM140 251H141V254H140ZM143 251H144V255L146 256V258L150 257L149 259L153 260L155 262L147 260L148 258L146 259L145 256H143V253H142ZM200 251H202V252H200ZM53 252H56V253L53 254ZM108 252H109V255H108ZM138 252H139L140 256H138ZM3 253L0 252L1 256H4ZM8 253L6 254L7 256L5 255L6 257L4 256L5 258L3 257L2 259H0V262H2L3 264H4V262H5V264H12V262H13V264H15L16 260H14L15 259L14 256H13L14 259L10 262L9 259L10 258L12 259V256L10 255V257H8ZM46 253H44V255ZM57 253L59 254V256L57 255ZM65 253H67V254H65ZM110 253H112V254L114 253V255L111 257ZM201 253H203L202 255H205V254L206 255L209 254V255L208 256L205 255L206 257L205 256L203 257L201 255ZM52 254H53V256L56 254L54 256L56 259L52 256ZM153 255L156 256L155 259L154 258L151 259V256H153ZM23 256H24V258H23ZM57 256H58V258H57ZM142 256L144 257L143 260H141V258H140ZM44 257L48 258L47 256H44ZM44 257H43V259H46ZM75 257L73 259H75ZM199 257L201 258V260H200ZM84 258H85V260H84ZM87 258H92V259H90L91 260L90 261ZM3 259H5V260H3ZM69 259H70V262H68ZM21 260H18V261L20 262ZM25 260L21 261L22 264H24L26 262ZM46 260L47 261H45V264H50V262H48V259H46ZM191 260H193V261H191ZM35 261H36V263H35ZM141 261H145V262L142 263ZM197 261H199V262H197ZM46 262H48V263H46ZM84 262H83V264H85ZM103 263L104 264H108L107 262H103ZM39 264H41V262H39Z\"/></svg>", "mask_w": 264, "mask_h": 264}, {"label": "bare ground", "instance_id": "6f19581e", "mask_svg": "<svg viewBox=\"0 0 264 264\" xmlns=\"http://www.w3.org/2000/svg\"><path fill=\"white\" fill-rule=\"evenodd\" d=\"M51 1H52V0H50V2H51ZM54 1H55V0H54ZM54 1H52V3H53ZM58 1H60V0H57V2H56V1H55V2L58 3ZM72 1H73V0H72ZM92 1H94V0H92ZM97 1H98V0H97ZM143 1H144V0H143ZM145 1H146V3H148L150 6H152V8L157 9V10H158V14H161V16H164V18L161 17V19L166 20L167 22H168V20H169L170 22L177 23L178 26H179V25L181 24L182 21L186 20V19L189 18V17H192V18H194V20L198 19L199 24H201L203 27L206 28V29H204V30L210 32V35H211L210 38L212 39V40H211V43H210V46H211L210 49L212 50V51H211L212 56H211V60L209 59V60H210V64H209L208 66H207L208 62H207V63L205 62V63H206V66L209 67V68H207V72H206V73L204 72V75H201L202 72L200 73L201 76L198 75L199 80H197V79H198L197 77H196L197 79L195 80V81H198V82H197L198 84L196 83V84H197V86H196V90H195L196 94H198V93H202V92L204 91V89L207 90V94H208L210 100H208V97L206 98V96H205V100H208V101H205V102L212 101V102H215L216 104H218V103H220V102H224V101H226V102H230V103H232V101L235 100V99H234L235 96H236L235 94H238L239 92H242V90H244L247 86L249 87V85H250V87H249L250 89H251L252 87H253L252 89H256V88H257L256 90H258V91H260V90L263 89V87H264V0H224V2L226 3L225 5H226L227 9L230 8V5L233 3V4H232L233 6L231 5V6H232V7H231V8H232V11H230L229 9H228L227 11H224L223 8H220L222 4H221V5L218 4L219 6H216V5H215L216 3L214 2V3H215V4H214L213 2H209L210 0H208V1H205V0H145ZM213 1H214V0H213ZM215 1L217 2V0H215ZM219 1H220V0H218V2H219ZM228 1H229V2H228ZM36 2H37V0H36ZM38 2H40V1H38ZM42 2H45V0L42 1ZM47 2H49V1L47 0ZM65 2H66V1H65ZM191 2H192L193 4H191ZM205 2H206V3H208V2L210 3V4H209V8H208L209 10H210L211 7L213 8V4H214V5L216 6L215 8L218 7L219 10L221 9L222 11H219V10L215 9V12L218 11V13H214L213 10L211 9V10H212V13H214V14H209V13H211L209 10H208L209 13H207L205 9L207 8L208 5H206ZM218 2H217V3H218ZM220 2L224 3L222 0H221ZM220 2H219V3H220ZM231 2H232V3H231ZM40 3H41V2H40ZM62 3H63V2H62ZM75 3H76V0H75ZM82 3H84V2H82ZM82 3H81V4H82ZM133 3H134V1H133ZM137 3H138V2H137ZM140 3H141V2H140ZM140 3H139V4H140ZM211 3H213L212 6H210ZM227 3H228V5H229V7L227 6ZM76 4H77V3H76ZM98 4H99V3H98ZM50 5H51V4H50ZM58 5H59V4H58ZM60 5H61V4H60ZM73 5H75V4H73ZM78 5H79V4H78ZM100 5H101V4H100ZM133 5H136V4H133ZM225 5H223V6H225ZM98 6H99V5H98ZM136 6H137V5H136ZM142 6H143V5H142ZM150 6H149L148 8H150ZM43 7H44V6H43ZM75 7H76V5H75ZM144 7H145V6H144ZM76 8H77V10H78L79 7L77 6ZM125 8H127V9H126L127 11H125ZM129 8H130V9H129ZM131 8H132V0H105L104 4L102 5V8H101V10H100V12H101V13L99 14V17H100V18H99L97 15H96V16H93V15L91 16V15L87 12L91 17H93V18H91L90 26H89V27L87 26V28H86V27H83V26H80L79 29H78L79 32H80V34H79V32L77 33L78 36L81 35V33H82V35H83V34L86 35L87 38L81 40V43H82L81 45H79V44H80V39H82V38H80V36H79V37L77 36L78 38L76 37L78 40H77L75 37H73V40L76 39V40L79 42V44H78L77 46H80V48H81V47L83 48V47L86 46V47H85V48H86L85 50H87V54H88V55H87V58H86L87 60H86V59H82V60H85L86 62H88L89 67H95V68H93L94 70L98 68V67L96 68V66H97V63H96V62L98 61V60L96 61V59H98V58H96V56L99 57L98 54H102L103 52H105L106 54L104 53V55L102 54V56H105V55H106V57H108V56H110V55L112 56V55H113V54H111V53H113L112 50L114 51L115 48H119L118 46H120V45L123 46L124 44L126 45V43L130 41L131 38L129 39L130 36L127 37V32L125 31V32H126V34H125L124 29H125V28H128L129 30L131 29V26H130V25H132V24H131V22L129 23V21H131V20H129V17H128V16H130L129 14H131V13H130L131 10L133 11V9H131ZM45 9H46V7H45ZM48 9H51V8H48ZM79 9H80V13L83 12L82 10H84V9H81V8H79ZM99 9H100V8H99ZM138 9H139V8H138ZM51 10H52V9H51ZM73 10H76V9L73 8ZM88 10H89V9H88ZM142 10H143V9H142ZM225 10H226V9H225ZM85 11H87V10H85ZM96 11L98 12V10H96ZM96 11H95V12H96ZM129 11H130V12H129ZM134 11H135V10H134ZM134 11H133V13H134ZM136 11H137V10H136ZM153 11H154V10H153ZM92 12H93V11H92ZM95 12H94V13H95ZM143 12H144V11H143ZM201 12L204 13V14L206 13V15L203 16V14H202V17L199 16L198 13L201 14ZM56 13H57V12H56ZM78 13H79V12H76L75 14H78ZM137 13H138V12H137ZM85 14H86V13H85ZM118 14H119V18H117ZM134 14H135V13H134ZM156 14H157V13H156ZM215 14H217V15H215ZM86 15H87V14H86ZM120 15H121V17H120ZM138 15H139V14H138ZM143 15H144V14H143ZM229 15H231L230 18H229L228 20H226V21H227L226 26H227V25L231 26V27H230L229 34H228V33H226V32L228 31V29H224L225 26L223 27L222 24L225 25V21H224L225 19H224V18H225V17L227 18V16H229ZM75 16H76V15H75ZM75 16H74V17H75ZM77 16H78V15H77ZM81 16H83V14H82ZM81 16L79 15V17H81ZM135 16H136V15H135ZM149 16H151V15H149ZM153 16H154V15H153ZM153 16H152V17H153ZM71 17H73V14H72ZM86 17H87V16H84V17H82V18H86ZM94 17H96L97 19H100L101 26H100V23H98L99 25L96 24V23H95V24L92 23V22H93L92 20H95V19H96V18H94ZM137 17H138V16H137ZM137 17H136V18H137ZM217 17H218V19H219L220 21H221L222 19H224V20H222V21H224V23H223L222 21H221V22H218ZM130 18H131V17H130ZM132 18H133V16H132ZM147 18H148V17H147ZM156 18H157V17H156ZM195 18H196V19H195ZM73 19L76 20L75 18H73ZM88 19L90 20V17H88ZM88 19H87V20H88ZM144 19H145V18H144ZM59 20H60V19H59ZM74 20H73V22H74ZM82 20H84V19H82ZM89 20H88V21H89ZM133 20H134V18L132 19V22H133ZM142 20H143V19H142ZM150 20H151V19H150ZM192 20H193V19H192ZM84 21H85V20H84ZM95 21H96V20H95ZM95 21H94V22H95ZM148 21H149V20H148ZM63 22H64V21H63ZM65 22H66V21H65ZM136 22H137V21H136ZM150 22H152V21H150ZM158 22H159L158 24H160V23L162 22V20H159V18H158ZM163 22H164V21H163ZM196 22H197V21H196ZM76 23H78V22H76ZM76 23H75V25H76ZM146 23H147V22H146ZM179 23H180V24H179ZM217 23H220V24L222 23V24H221V25L219 24L220 26H216L215 24H217ZM109 24H112L113 27H112V26H111V28H110V27H107ZM133 24H135V22H134ZM137 24H138V23H137ZM137 24H136V26H137ZM143 24H144V23H143ZM149 24H150V23H149ZM156 24H157V23H156ZM165 24H167V23L165 22ZM182 24H183V23H182ZM184 24H185V22H184ZM184 24H183L182 26H184ZM73 25H74V24H73ZM77 25H78V24H77ZM86 25H87V24H86ZM88 25H89V24H88ZM161 25H162V23H161ZM161 25H158V27H159V28H160V27L162 28L163 25H162V26H161ZM167 25H169L168 28L171 26V24H167ZM187 25H188V24H187ZM217 25H218V24H217ZM136 26H134V28H136ZM151 26H153V28H154V27H155V23H154V25H151ZM151 26H150V27H151ZM156 26H157V25H156ZM176 26H177V25H176ZM178 26H177V27H178ZM185 26H186V25H185ZM185 26H184V27H185ZM76 27H77V26H76ZM139 27H140V25H139ZM145 27H146V26H145ZM150 27L148 28L149 30H150ZM163 27H164V29H165V26H163ZM166 27H167V26H166ZM222 27H223V28H222ZM44 28H45V27H44ZM151 28H152V27H151ZM173 28H174V27H173ZM179 28H180V27H179ZM182 28H183V27H181V29H182ZM185 28H186V27H185ZM211 28H213V29H215V30H214V31H212V30L210 31ZM50 29H51V28H50ZM87 29H89L90 32H89ZM132 29H133V27H132ZM132 29H131V32H132ZM154 29H155V28H154ZM181 29H180L179 31H182ZM192 29H194V28L192 27ZM195 29H196V28H195ZM202 29H203V28H202ZM44 30H45V29H44ZM54 30H55V29H54ZM58 30H59V28L57 29V31H58ZM136 30H137V29H136ZM157 30H159V29H157ZM161 30H163V29H161ZM166 30H167V29H165V31H166ZM169 30H170V28H169ZM186 30H187V29H186ZM186 30H185V32H186ZM190 30H191V29H190ZM196 30H197V29H196ZM198 30H199V29H198ZM61 31H62V33H63V30H62V29L59 30L60 33H61ZM138 31H139V29H138ZM150 31H151V30H150ZM150 31H149V32H150ZM152 31H156V29H155V30H152ZM165 31H163L164 33L162 32V34H166L167 31H166V32H165ZM177 31H178V29H177ZM55 32H56V30L53 32V33H54V37H55ZM133 32H135V29H133ZM140 32H141V30H140ZM157 32L159 33V31H157ZM168 32H169V31H168ZM72 33H73V32H72ZM141 33H143V32H141ZM177 33H179V32H177ZM192 33H193V31H192ZM207 33H208V32H207ZM74 34H75V31H74ZM74 34H72V35H74ZM77 34H75L74 36H76ZM124 34L126 35V37H125ZM137 34H138V33H137ZM149 34H150V33H148V35H149ZM151 34H152V33H151ZM151 34H150V35H151ZM155 34H156V32H155ZM162 34H161L159 37H162ZM182 34H183V31H182L181 34L179 33V35H182ZM185 34H186V33H185ZM187 34H188V33H187ZM189 34H190V33H189ZM189 34H188V35H189ZM56 35L59 36L58 32H57ZM61 35H62V34H60V36H61ZM63 35H64V34H63ZM69 35H71V34H69ZM72 35H71V36H72ZM129 35H130V34H129ZM132 35H133V33H132ZM141 35H142V34H141ZM146 35H147V34H146ZM152 35H154V33H153ZM158 35H159V34H158ZM168 35H169V34H168ZM204 35H205V34H204ZM99 36H101V38H100ZM133 36H136V35L134 34ZM156 36H157V35H156ZM163 36H166V35H163ZM169 36H170V35H169ZM191 36H193V35L191 34ZM191 36H190V37H189V36H186L185 38H184V37H183V38L181 37V38L183 39V41H185L184 39H186L187 37H189V39L194 38V36H193V37H191ZM197 36H198V35H197ZM197 36L195 35V37H197ZM52 37H53V36H52ZM56 37H57V36H56ZM56 37H55V38H56ZM62 37H63V36H62ZM62 37H61V39H62ZM68 37H69V36H68ZM81 37H83V36H81ZM84 37H85V36H84ZM97 37L100 38V40H102V41H103V39H104V42L101 41V43L99 44L100 41H97V40H96ZM131 37H132V36H131ZM141 37H142V36H141ZM166 37H168V36H166ZM166 37H165V38H166ZM173 37H174V39H176L177 42H178V39H179L180 37H179L178 39L175 38V36H173ZM198 37H199V36H198ZM200 37H201V36H200ZM207 37H208V36H207ZM41 38H42V37H41ZM57 38H58V37H57ZM64 38H66V37L64 36ZM71 38H72V37H71ZM92 38H94V40H93ZM102 38H103V39H102ZM112 38H113V39H112ZM143 38H144V37H143ZM156 38H158V37H155V39H156ZM165 38H164V40H165ZM181 38H180V40H181ZM201 38H203V37H201ZM205 38H206V37H205ZM61 39H60V41H61ZM86 39H87V40H86ZM111 39H112V40H111ZM128 39H129V41H128ZM144 39H145V38H144ZM194 39H195V38H194ZM197 39H198V38H196V41H198ZM208 39H209V38H208ZM208 39H205V40H208ZM63 40H65V39H63ZM76 40H75V41H76ZM84 40H86L87 43H86V41H85V42H82V41H84ZM110 40H111V42H112V47L110 46V43H111V42L109 43ZM132 40H133V39H132ZM135 40H136V37H135ZM145 40H146V39H145ZM152 40L155 41L154 39H152ZM152 40H151V36H150V40L147 39V41H146L145 43H147L148 41H152ZM166 40L168 41V39H166ZM166 40H165V44H166ZM192 40H193V39H192ZM192 40H191V41H192ZM202 40L204 41V39H201V42L204 43ZM51 41H52V40H51ZM67 41H68V40H67ZM67 41H66V42H67ZM75 41H74V42H75ZM77 41H76L75 44L78 43ZM160 41H162V40H160ZM170 41H173V40H170ZM174 41H175V40H174ZM187 41H188V40H186L185 42H187ZM189 41H190V40H189ZM189 41L187 42V43H188V44H187L188 46L191 45V44L193 43V42H190V44H189ZM63 42H65V41H63ZM68 42H69V41H68ZM105 42H106V44H105ZM107 42H108V43H107ZM138 42H139V41H138ZM181 42H182V41H181ZM185 42H184V44H185ZM194 42H195V41H194ZM208 42H209V41H208ZM208 42H207V43H208ZM49 43H50V42H49ZM61 43H62V41H61ZM103 43H104V46H105V47L101 46ZM134 43H135V42H134ZM161 43H162V42H161ZM175 43H176V42H175ZM195 43H196V42H195ZM205 43H206V41H205ZM205 43H204V45H205ZM67 44H68V43H67ZM69 44H71V43H69ZM69 44H68V45H69ZM108 44H109V45H108ZM132 44H133V43H132ZM132 44L130 43V45H132ZM147 44L149 45V43H147ZM165 44H164V45H165ZM169 44H170V43H169ZM178 44H179V42H178ZM181 44H182V43H181ZM64 45H65V43H64ZM71 45H72V44H71ZM71 45H69V47H71V48H69V51H70V49H71L70 52L74 53L78 47H75L76 49L74 50V46L72 45V46H73V48H72ZM83 45H84V46H83ZM106 45L108 46V48L106 47ZM134 45H135V44H134ZM139 45H140V44H139ZM150 45H151V44H150ZM153 45H154V44H153ZM162 45H163V43H162ZM162 45H161V46H162ZM179 45H180V44H179ZM179 45H178V46H179ZM182 45H183V44H182ZM185 45H186V44H185ZM192 45L194 46V43H193ZM192 45H191V46H192ZM75 46H76V45H75ZM122 46H121V47H122ZM142 46H143V45H142ZM144 46H145V45H144ZM155 46H157V42H156ZM172 46L174 47V44H173ZM193 46H192V48H193ZM196 46H197V45L195 44L194 48H195ZM259 46L261 47V49L258 48ZM55 47L57 48V46H55ZM114 47H115V48H114ZM125 47H126V46H124L123 48H125ZM129 47H130V46H129ZM129 47L127 46V48H129ZM146 47H148V46H146ZM162 47H164V46H162ZM162 47H161V48H162ZM166 47L168 48V46H166ZM166 47H164V48H166ZM175 47H176V46H175ZM183 47H184V46H183ZM185 47H187V46H185ZM197 47H198V46H197ZM205 47H207V45H205ZM205 47H204V48H205ZM47 48H48V47H47ZM65 48H66V47H65ZM67 48H68V46H67ZM67 48H66V49H67ZM80 48L77 49V50H80ZM104 48H105V49H104ZM123 48H122V49H123ZM127 48H126V49H127ZM142 48H143V47H142ZM155 48H156V47H155ZM158 48H159V47H158ZM194 48L191 49V50H193V51L195 52ZM207 48H208V47H207ZM83 49H84V48H83ZM122 49H121V51L124 52L123 50H125V49H123V50H122ZM143 49H144V48H143ZM149 49H150V48H149ZM171 49H173V48H171ZM176 49H177V47H176ZM176 49H175V51H176ZM178 49L181 50L180 47H179ZM178 49H177V50H178ZM189 49H190V47H189ZM195 49H196L197 51L200 50V49L198 50L197 48H195ZM210 49H209V50H210ZM73 50H74V51H73ZM85 50H82V51H85ZM100 50H101V51H100ZM128 50H129V49H128ZM168 50H170V47H169ZM205 50H206V49H205ZM46 51H47V50H46ZM63 51H64V50H63ZM65 51H67V50H65ZM97 51H100V52L103 51V52H102V53L98 52V54H97ZM115 51H118V50H115ZM121 51H119V52H121ZM129 51L133 52L132 50H129ZM129 51H128V52H129ZM151 51L154 52V50H152V49H151ZM158 51H161V52H162V51H164V50H159V49H158L157 52H158ZM175 51H174V53H176ZM77 52H78V51H77ZM85 52H86V51H85ZM119 52H117L118 55L120 54ZM122 52H121V53H122ZM153 52H152V54L155 55L156 52H155V53H153ZM168 52H170V51H168ZM171 52H172V50H171ZM177 52H178V51H177ZM183 52H184V51H182V53H183ZM191 52H192V51H191ZM191 52H190V55H192ZM194 52H193V53H194ZM207 52H210V51H207ZM207 52H206V53H207ZM45 53H46V52H45ZM57 53H58V52H57ZM64 53H65V52H64ZM64 53H63L64 58H66L67 55H65V54H66V53L68 54V51H67L65 54H64ZM163 53H164V52H163ZM174 53H173V54H174ZM179 53H181V52H179ZM198 53H200V56H199V54H198V55L195 54V55H197V57H198V56L201 57V56L204 54V53H201V50H200V52H198ZM59 54H61V51H60ZM75 54H76V56L78 55L76 52H75ZM96 54H97V55H96ZM114 54H115V53H114ZM128 54H129V53H128ZM142 54H143V53H142ZM148 54H149V53H148ZM150 54H151V53H150ZM152 54H151V55H152ZM168 54H169V53H168ZM168 54H167V56H166L165 59H167L168 56H170V57H171L170 59H172V60H174V59L176 58V56H174L175 58L173 59L172 56H171V55H168ZM184 54H185V53H184ZM188 54H189V53H188ZM208 54H209V53H208ZM63 55H62V57H63ZM69 55H71V54L69 53L68 56H69ZM72 55H73V57H74V54H72ZM83 55H84V54H83ZM85 55H86V54H85ZM118 55H116V56H118ZM122 55H123V54H122ZM151 55H150V56H151ZM156 55H157V53H156ZM160 55H161V53H160ZM165 55H166V54H165ZM190 55H189V56H190ZM55 56H56V54H55ZM65 56H66V57H65ZM78 56H79V55H78ZM111 56H110V57H111ZM113 56H114V55H113ZM130 56H131V55H130ZM135 56L137 57V55H135V52H134V57H135ZM146 56H147V55H146ZM182 56L184 57L185 55H182V54H181L180 57H182ZM187 56H188V55H186L185 57H187ZM208 56H209V55H208ZM56 57H57V56H56ZM56 57H55V58H56ZM70 57H71V56H70ZM70 57H69V59H70ZM85 57H86V56H85ZM106 57H105V58H106ZM114 57H115V56H114ZM127 57H129V56H127ZM138 57H139V56H138ZM138 57H137V58H138ZM158 57H159V56H157V57L155 56L154 58H157V59L159 60ZM202 57L204 58V56H202ZM71 58H72V57H71ZM74 58H75V57H74ZM76 58H77V57H76ZM95 58H96V59H95ZM118 58H119V57H118ZM120 58H121V57H120ZM188 58H189V57H188ZM190 58H192V57L190 56ZM190 58H189V60H190ZM195 58H196V57H195ZM203 58H202V60H204V59L206 60V58L208 59V57H206V58H204V59H203ZM78 59H79V58H78ZM99 59L101 60V59H104V58H99ZM121 59H122V58H121ZM123 59H124V58H123ZM127 59H128V58H127ZM147 59H148V57H147ZM176 59H178V56H177ZM200 59H201V58H200ZM67 60H68V59H67ZM71 60H72V59H71ZM79 60H80V59H79ZM104 60H105V59H104ZM104 60H103V61H104ZM110 60L113 61L112 59H110ZM124 60H125V59H124ZM132 60H133V59H132ZM134 60L137 61L135 58H134ZM140 60H141V58H140ZM178 60H179V59H178ZM180 60H181V59H180ZM189 60L187 59V61H189ZM193 60H194V57H193ZM64 61H65V60H64ZM77 61H78V60H77ZM108 61H109V59H108L106 62L108 63ZM138 61H139V59H138ZM138 61H137V62H138ZM163 61H164V60H163ZM190 61H192V60H190ZM198 61H199V60H198ZM207 61H208V60H207ZM45 62H46V61H45ZM71 62H72V61H71ZM78 62H79V61H78ZM78 62H77V63H78ZM80 62H81V60H80ZM82 62H83V61H82ZM94 62H95V63H94ZM101 62H102V61H101ZM104 62H105V61H104ZM104 62L101 63V64H102V67H105L106 65L109 64V63H108V64L106 63L105 66H104V65H103ZM109 62H110V61H109ZM133 62H134V61H133ZM142 62H143V61H142ZM169 62H171V60H168L167 63H169ZM174 62H175V60H174ZM180 62H181V61H180ZM193 62H194V61H193ZM56 63H58V62L56 61ZM73 63H74V60H73ZM98 63H99V61H98ZM112 63H114V62H112ZM134 63H135V62H134ZM164 63H165V62H164ZM167 63H165V64H167ZM175 63H178V61L176 60ZM51 64H52V63H51ZM78 64L81 66V63H78ZM130 64H132V62H131ZM142 64H144V63H142ZM152 64H153V63H152ZM158 64H161V63H158ZM170 64H171V63H170ZM181 64H182V63H181ZM183 64H186V62L184 61V59H183ZM188 64H190V62H189ZM196 64H198V63H195V67H198L199 64H198V65H196ZM82 65H83V64H82ZM90 65H91V66H90ZM132 65H134V64H132ZM139 65H140V64H139ZM174 65H175V66H174ZM174 65L171 64V65H168V66H172V68H173V67H176V64H174ZM193 65H194V64H193ZM45 66H46V65H45ZM75 66H76V67H79V66H77V65H75ZM84 66H87V64H86V65L84 64ZM113 66H114V65H113ZM128 66H129V64H128ZM146 66L148 67V65H146ZM152 66H153V65H152ZM181 66H182V65H181ZM187 66H189V65H187ZM82 67H83V66H82ZM132 67H133V66H132ZM134 67H136V66H134ZM154 67H155V66H154ZM161 67H162V66H161ZM193 67H194V66H193ZM193 67L191 66V70H190V71H192V68H193ZM195 67H194L193 71H195ZM50 68H51V67H50ZM80 68H81V67H80ZM83 68H84V67H83ZM106 68L109 69V67H106ZM106 68H105V69H106ZM151 68H152V67H151ZM166 68H168V67H166ZM178 68H181V67L178 66ZM178 68L176 69V70H177V73H178V70H179V71H180V70H181V71L183 70L182 68H181V69H178ZM184 68L186 69L187 67L185 66ZM203 68H204V67H203ZM99 69H100V68H99ZM108 69L105 70V72L108 71ZM149 69H150V68H149ZM168 69H170V68H168ZM173 69H175V68H173ZM185 69H184V70H185ZM188 69H190V67H188ZM208 69H209V70H208ZM77 70H78V69H77ZM80 70H81V69H80ZM86 70H87V69H86ZM94 70H93V71H94ZM184 70H183V71H184ZM202 70H203V69H202ZM82 71H83V70H82ZM89 71H90V70H89ZM135 71H137V68L135 69ZM135 71H134V72H135ZM149 71H151V70H149ZM188 71H189V70H188ZM199 71H200V70H199ZM199 71L196 72V73L199 74ZM54 72H55V71H54ZM66 72H67V71H66ZM66 72H65V73H66ZM108 72H109V71H108ZM108 72H107V74H108ZM122 72H123V71H122ZM139 72L141 73V71H139ZM146 72H147V71H146ZM175 72H176V71H175ZM59 73H60V72H59ZM75 73H76V72H75ZM86 73H87V72H86ZM119 73H120V72H119ZM142 73H144V72H142ZM186 73H189V72H186ZM186 73H184V74H186ZM193 73H194V72H193ZM80 74H81V73H80ZM104 74H105V73H104ZM147 74H148L149 76H147V77L144 76V79H146V78H148V77H152V74H149V72H148ZM157 74H159V73H156V75H157ZM178 74H180V73H178ZM184 74H183V76H181L182 80H181V78H180L179 81H183V80H184V78H183V77H184ZM65 75H67V73H66ZM69 75H70V74H69ZM73 75H74V74H72V76H73ZM77 75H79V72H78ZM81 75H82V74H81ZM111 75H112V74H111ZM144 75H145V74H144ZM150 75H151V76H150ZM156 75H155V76H156ZM186 75H187V74H186ZM74 76H75V75H74ZM135 76H136V75H135ZM153 76H154V75H153ZM157 76H158V75H157ZM177 76H180V75H177ZM187 76L189 77V76H191V75L188 74ZM187 76H186V77H187ZM194 76H195V75H194ZM68 77H69V76H68ZM75 77H77V76H75ZM75 77H74V78H75ZM83 77H84V76H83ZM109 77H110V75H109ZM130 77H131V76H130ZM132 77H133V76H132ZM165 77H166V76H165ZM191 77H192V76H191ZM66 78H67V77L65 76V79H66ZM74 78H73V79H74ZM105 78H106V77H105ZM68 79H69V78H68ZM77 79H78V78H77ZM103 79H104V78H103ZM103 79H102V81H103ZM108 79H109V78H107V81H106V82L109 83L110 80L112 81V83L114 82V81L111 79V77H110V80H109V81H108ZM152 79H153V78H152ZM154 79H155V78H154ZM57 80H59V78H57ZM61 80H62V78H61ZM71 80H72V79H71ZM94 80H96V79H94ZM94 80H93V81H94ZM100 80H101V79H100ZM121 80H122V79H121ZM136 80H137V79H136ZM165 80H166V79H165ZM165 80L163 79V81H165ZM190 80H191V79H190ZM190 80H189V81H190ZM69 81H70V80H69ZM76 81H77V80H76ZM134 81H135V80H134ZM147 81H149V80H147ZM153 81H155V80H153ZM179 81H178V82H179ZM184 81H185V80H184ZM66 82H68L67 79H66ZM71 82H72V81H71ZM87 82H88V81H87ZM87 82H86V83H87ZM118 82H119V81H118ZM118 82H115V84L118 83ZM123 82L126 83V82H128V81H122V83H123ZM170 82L173 83L172 81H170ZM73 83H74V82H73ZM78 83H79V82H78ZM83 83H84V80H83ZM93 83H95V82H93ZM97 83H98V82H97ZM129 83H130V82H129ZM129 83H128V84H129ZM133 83H134V82H133ZM157 83H158V82H157ZM163 83H164V82H163ZM171 83H170V84H171ZM57 84H58V86L60 85L59 83H57ZM80 84H81V83H80ZM88 84H89V83H88ZM128 84H127V85H128ZM136 84H137V83H136ZM145 84H146V83H145ZM148 84H149V82H148ZM153 84H154V83H153ZM153 84H152V85H153ZM159 84H160V83H159ZM159 84H157V85H159ZM187 84L189 85V86H187L188 89H189V87H191V90H193V89H192V86H191L189 83H187ZM256 84H258V86H257ZM94 85H95V84H94ZM99 85H100V84H99ZM101 85H102V84H101ZM105 85H111V86H112L111 82H110L109 84H106V83H105ZM120 85H121V84H120ZM120 85H118V86H120ZM125 85H126V84H125ZM131 85H132V84L130 83L129 86H131ZM161 85L163 86V84H161ZM179 85H180V84H179ZM194 85H195V84H194ZM260 85H262L263 87L260 86ZM54 86H55V85H54ZM68 86H70V85H68ZM171 86H172V85H171ZM173 86H174L173 88H175V85H173ZM177 86H178V85H177ZM251 86H252V87H251ZM255 86H257V87L255 88ZM61 87H62V86H61ZM89 87H90V86H89ZM102 87H103V86H102ZM102 87H101V88H102ZM104 87H105V86H104ZM107 87H108V86H107ZM122 87H123V86H122ZM124 87H126V86H124ZM143 87H144V86H143ZM149 87H150V86H149ZM168 87H169V84H168ZM258 87H262V88L258 89ZM53 88H54V87H53ZM105 88H106V87H105ZM105 88H104V89H105ZM109 88H110V87H109ZM115 88H116V87H115ZM115 88H114V89H115ZM120 88H121V87H120ZM152 88H153V87H152ZM152 88H151V89H152ZM156 88H157V87H156ZM170 88L172 89V87H170ZM170 88H169V89H170ZM193 88H194V87H193ZM57 89H58V88H57ZM81 89H83V88H81ZM89 89H90V88H89ZM111 89H112V87H111ZM122 89H123V88H122ZM158 89H159V88H158ZM162 89H163V88H162ZM181 89H182V88H181ZM59 90H60V89H59ZM69 90H70V89H69ZM72 90H73V89H72ZM90 90H91V89H90ZM117 90H118V89H116L115 91H117ZM119 90H120V89H119ZM127 90H128V89H127ZM139 90H140V89H139ZM149 90H150V89H149ZM149 90H148V91H149ZM154 90H155V89H154ZM166 90H167V88H166L165 90H163V91H166ZM178 90H179V89H178ZM256 90H255V91H256ZM66 91H67V90H66ZM77 91H78V89H77ZM92 91H93V90H92ZM115 91H114V95L116 96ZM132 91H133V90H132ZM146 91H147V90H146ZM155 91H156V90H155ZM157 91H159V90H157ZM169 91H170V90H169ZM63 92H64V91H63ZM73 92H74V90H73ZM73 92H72V93H73ZM112 92H113V91H112ZM137 92H138V91H137ZM149 92H151V90H150ZM174 92L177 93L176 91H174ZM246 92H247V90H246ZM59 93H60V92H59ZM76 93H77V92H76ZM79 93H80V92H79ZM92 93H93V92H92ZM92 93H90V94H92ZM110 93H111V92H110ZM121 93H122V91H121ZM124 93L126 94V91H125ZM144 93H145V92H144ZM161 93H162V92H161ZM166 93H167V91H166ZM73 94H74V93H73ZM108 94H109V93H108ZM111 94H113V93H111ZM168 94H171V93H168ZM182 94H183V93H182ZM205 94H206V93H205ZM207 94H206V95H207ZM239 94H240V93H239ZM56 95H57V93H56ZM58 95H59V94H58ZM64 95H65V94H64ZM74 95H75V94H74ZM79 95H80V94H79ZM87 95H88V93H87ZM93 95H94V94H93ZM154 95H155V94H154ZM184 95H185V94H184ZM200 95H202V94H200ZM203 95H204V94H203ZM83 96H84V94H83ZM85 96H86V95H85ZM142 96H145V95L142 94ZM147 96H148V95H147ZM164 96H165V95H164ZM170 96H171V95H170ZM170 96H169V98H170ZM179 96H180V95H179ZM182 96H183V95H182ZM237 96H238V95H237ZM53 97H54V95H53ZM89 97H90V96H89ZM116 97H117V96H116ZM119 97H122L123 100H124V96H122V95L120 96V94H119ZM125 97H126V95H125ZM197 97H198V96H197ZM201 97L204 98V96H201ZM239 97H240V96H239ZM55 98H56V97H54V99H55ZM76 98H77V97H76ZM97 98H98V97H97ZM127 98H128V97H127ZM127 98L125 99L126 102H127ZM179 98H180V97H179ZM183 98H184V97H183ZM183 98H182V99H183ZM247 98H248V97H247ZM247 98H246L247 103L252 104V105H251V108L256 104L257 101H259V102H261V103L264 101V100H263V101H260L261 99L258 100L259 98H254V99H252V97H249L248 100H247ZM47 99H48V98H47ZM51 99H53L52 96L50 97V100H51ZM56 99L58 100V99H60V98H56ZM66 99H67V98H66ZM66 99H65V100H66ZM68 99H70V98H68ZM80 99H81V98H80ZM93 99H94V97H93ZM133 99H134V98H133ZM142 99H143V98H142ZM145 99H146V98H145ZM145 99H144V100H145ZM171 99H172V97H171ZM171 99H170V100H171ZM198 99H199V98H198ZM198 99H197L196 101H198ZM61 100H62V99H61ZM74 100H75V99H74ZM77 100H78V99H77ZM82 100H83V99H82ZM82 100H81V101H82ZM90 100H91V99H90ZM101 100H102V98H101ZM123 100H122V101H123ZM131 100H132V99H131ZM134 100H135V99H134ZM146 100H147V99H146ZM151 100H152V99H151ZM151 100H150V102H151ZM165 100H166V99H165ZM167 100H168V99H167ZM170 100L165 101V102H172V101H173V100H172V101H170ZM184 100L186 101V98H184ZM184 100H181V101H184ZM199 100H201V102H202V99H199ZM203 100H204V99H203ZM54 101H55V100H54ZM58 101H59V100H58ZM58 101H57V102H58ZM75 101H76V100H75ZM85 101H86V100H85ZM93 101H94V100H93ZM99 101H100V99H99ZM118 101H120V99H118ZM132 101H133V100H132ZM132 101H131V102H132ZM137 101H138V100H137ZM147 101H148V100H147ZM147 101H145V102H147ZM196 101H195V102H196ZM242 101H243V100H242ZM242 101H241V102H242ZM67 102H68V101H67ZM101 102H102V101H101ZM108 102L111 103V100L109 101V99L105 98V99H104V103H103V105H102V107H103L104 109H106V108H108V107H111V105L109 106ZM123 102H125V101H123ZM126 102H125V103H126ZM131 102H130V103H131ZM152 102H153V100H152ZM205 102H204V103H205ZM212 102H210L211 105H213ZM81 103H82V102H81ZM87 103H88V102H87ZM96 103H97V102H96ZM118 103H119V102H118ZM120 103H121V102H120ZM161 103H162V102H161ZM175 103H176V102H175ZM204 103H203V104H204ZM244 103H245V102H244ZM261 103H260V104H261ZM51 104L53 105V102H52ZM51 104L49 103V105H51ZM54 104H55V103H54ZM91 104H92V103H91ZM91 104H90V106H92L94 103H93L92 105H91ZM98 104H100V103L98 102ZM111 104H112V103H111ZM164 104H165V103H164ZM166 104H167V103H166ZM195 104H198V103H195ZM195 104H194V105H195ZM203 104H202V105H203ZM221 104H222V103H221ZM232 104H233V103H232ZM232 104H231V105H232ZM242 104H243V103H241V105L238 104L237 106H232L233 108H231V111H230V112H227L225 115H226L227 117H232V115H234V114H235V115H239V114L242 115L243 112L247 110V111L245 112L244 117H242V118L244 119L243 121H245L247 117H250V116H251V114H252L251 111H252V109H253L254 107H253L252 109L250 108L251 110H248L249 108L247 107V104H246V103H245L246 105L244 104V108H243V105H242ZM94 105H95V104H94ZM121 105H123V104L121 103ZM124 105H126V104H124ZM194 105L192 104V106H194ZM199 105H200V104H199ZM202 105H201V106H202ZM209 105H210V104H209ZM209 105H208V106H209ZM211 105H210V107H211ZM227 105H228V104H227ZM47 106H48V105H47ZM47 106H46V107H47ZM85 106H86V104H85ZM127 106L130 107V105L128 104V102H127ZM160 106H161V104H160ZM169 106H170V105H169ZM195 106H196V105H195ZM195 106H194V107H195ZM203 106H204V105H203ZM208 106H206V107H207V108H210V107H208ZM222 106H223V105H222ZM228 106H229V105H228ZM257 106H259V105H258V102H257ZM261 106L263 107L264 104L260 105V107H261ZM44 107H45V106H44ZM46 107H45V108H46ZM86 107H87V106H86ZM88 107H89V106H88ZM96 107H97V106H95V108H96ZM98 107H99V106H98ZM98 107H97V108H98ZM142 107H143V106H142ZM213 107H214V105H213ZM215 107H216V106H215ZM229 107H231V106H229ZM255 107H256V106H255ZM260 107H259V108H260ZM262 107H261V108H262ZM48 108H51V107L48 106L47 109H48ZM53 108H54V106H53ZM65 108H66V107H65ZM95 108H94V110H95ZM99 108H100V107H99ZM164 108H165V107H164ZM164 108H163V109H164ZM169 108H170V107H169ZM176 108H177V107H176ZM192 108H193V107H192ZM199 108H200V107H199ZM199 108H198V109H199ZM222 108H223V107H222ZM247 108H248V109H247ZM261 108H260V109H261ZM80 109H81V108H80ZM90 109H91V108H90ZM90 109H89V110H90ZM131 109H132V108H131ZM156 109H157V108H156ZM196 109H197V108L195 107V108H193L192 110L195 111ZM203 109H204V108H203ZM260 109H259V111H260ZM45 110H46V109H45ZM45 110H44V111H45ZM48 110H49V109H48ZM51 110H52V109H51ZM96 110H97V109H96ZM106 110H108V109H106ZM171 110H172V108H171ZM201 110H202V108H201ZM201 110H200V111H201ZM228 110H229V109H228ZM253 110H254V109H253ZM262 110H264V108H263ZM262 110H261V111H262ZM92 111H93V110H92ZM109 111H110V110H109ZM113 111H115V110L113 109ZM113 111H111V112H113ZM116 111H118V110H116ZM128 111H129V109H128ZM187 111H188V110H187ZM257 111H258V110H257ZM257 111H256V113H259V112H257ZM50 112H51V111H50ZM64 112H65V111H64ZM102 112H105V111H102ZM201 112H203V111H201ZM225 112H226V111H225ZM253 112H255V111H253ZM42 113H43V112H42ZM84 113H85V112H84ZM100 113H101V112H100ZM177 113H179V112H177ZM184 113H185V112H184ZM194 113H195V112H194ZM206 113H207V112H206ZM210 113H211V112H210ZM216 113H217V112H216ZM256 113H255V114H256ZM262 113H263V111L261 112L260 116H262ZM39 114H40V113H39ZM39 114H38V115H39ZM48 114H49V113H48ZM51 114H53V113L51 112ZM81 114L83 115V113H81ZM81 114H79V115H81ZM88 114H89V113H88ZM92 114H93V113H92ZM97 114H99V110H98V113H97ZM97 114L94 115V116H96L95 118H97ZM106 114H107V113H106ZM106 114L104 115L105 117L108 115V114H107V115H106ZM113 114H114V112H113ZM116 114H117V115H116L117 117L115 116V117H116V120L114 121L112 118H111V119H112V121H114V126L120 127L121 123H123L122 120H124L125 115H126V111H125L124 107H121L120 110H119V112H116ZM132 114H133V113H132ZM185 114H186V113H185ZM185 114H184V115H185ZM191 114H193V112H191ZM213 114H214V113H213ZM220 114H221V113H219L218 115H220ZM253 114H254V113H253ZM253 114H252V115H253ZM40 115H41V114H40ZM54 115H55V114H54ZM54 115H52V116H54ZM56 115H57V114H56ZM72 115H73V114H72ZM85 115H86V114H85ZM85 115H84V117H85ZM99 115H100V114H99ZM101 115H102V114H101ZM110 115H111V114H110ZM180 115H181V114H180ZM182 115H183V114H182ZM202 115H203V114H202ZM257 115H258V114H257ZM102 116H103V115H102ZM102 116H101V117H102ZM131 116H132V115H131ZM185 116H186V115H185ZM211 116H212V115H211ZM216 116H217V115H216ZM220 116H222V115H220ZM220 116H219V117H220ZM245 116H246V118H245ZM54 117H55V116H54ZM78 117H79V116H78ZM88 117H89V116H88ZM90 117H92V116H90ZM101 117H100V118H101ZM108 117H110V116H108ZM113 117H114V116H113ZM174 117H175V116H174ZM187 117H188V115H187ZM208 117H209V116H208ZM238 117H241V116H238ZM254 117H256V118H254ZM254 117H253V118L251 117V118L253 119L254 122H256V120H259V122H260L261 125L264 124V122H263L264 119H261V117H260V119H261V120H260V119L258 118L259 116H254ZM263 117H264V116H263ZM41 118H43V116H42ZM49 118H50V115H49ZM56 118H57V117H56ZM56 118H52V121H53V119H56ZM58 118H59V117H58ZM79 118H80V117H79ZM86 118H87V117H86ZM86 118H84V120H86ZM126 118H127V117H126ZM170 118H171V117H170ZM172 118H173V117H172ZM181 118H184V117H181ZM205 118H206V117H205ZM215 118H216V120L218 119L217 117H215ZM251 118H250V119H251ZM257 118H258V119H257ZM43 119H44V118H43ZM47 119H48V118H47ZM47 119H46V122L48 121ZM65 119H66V118H65ZM92 119H93V118H92ZM104 119H105V118H104ZM109 119H110V118H109ZM150 119H151V118H150ZM158 119H159V118H158ZM178 119H179V117H178ZM207 119H208V118H207ZM207 119H206V120H207ZM223 119L225 120V118H223ZM229 119H230V118H229ZM234 119H235V118H234ZM239 119H240V118H239ZM252 119H251V121H252ZM255 119H256V120H255ZM58 120H59V119H58ZM63 120H64V119H63ZM96 120H98V119H96ZM170 120H171V119H170ZM174 120H175V119H174ZM184 120H185V118H184L182 121H184ZM210 120H211V119H210ZM218 120H219V119H218ZM224 120H223V121H224ZM230 120H231V119H230ZM44 121H45V120H44ZM44 121H43V122H44ZM49 121H51V119H50ZM52 121H51V122H52ZM54 121H55V120H54ZM72 121H73V120H72ZM87 121H88V120H87ZM91 121H92V120H91ZM101 121H102V120H101ZM103 121H107V118H106V120H103ZM110 121H111V120H110ZM110 121H108V122L110 123ZM112 121H111V122H112ZM152 121H153V120H152ZM179 121H180V120H179ZM200 121H201V120H200ZM203 121H204V120H203ZM212 121H213V120H211V122H212ZM232 121H234V120H233V117H232ZM235 121H236V120H235ZM246 121H247V120H246ZM248 121H249V119H248ZM261 121H262L263 124L261 123ZM69 122H70V121H69ZM74 122H75V121H74ZM94 122H95V121H94ZM207 122H208V121H207ZM214 122H215V121H214ZM214 122H213V123H214ZM221 122H222V121H221ZM221 122H220V123H221ZM254 122H253V124H254ZM105 123H106V122H105ZM168 123H169V122H168ZM178 123H179V122H178ZM184 123H185V122H184ZM199 123H200V122H199ZM208 123H210V121H209ZM213 123H210V125L213 124ZM217 123H219V122L217 121ZM223 123H225V122H223ZM228 123H229V122H228ZM228 123H227V125H228ZM237 123H239V122L237 121ZM45 124H46V123H45ZM106 124L110 126L111 123H110V124L106 123ZM152 124H153V123H152ZM169 124H170V123H169ZM169 124H168V125H169ZM229 124H230V123H229ZM232 124H233V123H232ZM245 124H246V123H245ZM260 124H257V125L259 126ZM47 125H48V124H47ZM67 125H68V124H67ZM123 125H124V124H123ZM168 125H166V127H167ZM171 125H172V123H171ZM175 125H176V123H175ZM188 125H189V124H188ZM198 125H199V124H198ZM239 125H240V124H238V126H239ZM246 125H247V124H246ZM255 125H256V124H255ZM50 126H51V125H50ZM109 126H107V127L110 128L111 126H110V127H109ZM156 126H157V125H156ZM193 126H194V124H193ZM211 126H214V124L211 125ZM236 126H237V125H235V127H236ZM238 126H237V127H238ZM100 127H101V126H100ZM107 127H103V128H104V129H107ZM139 127H140V126H139ZM145 127H146V126H145ZM196 127H197V126H196ZM214 127H215V126H214ZM230 127H231V125H230ZM232 127H234V125H233ZM240 127H241V125L239 126V128H240ZM242 127H243V126H242ZM245 127H246V126H245ZM245 127H244V128H245ZM86 128H87V127H86ZM172 128H173V127H172ZM199 128H200V127H199ZM201 128H202V126H201ZM201 128H200V129H201ZM209 128H210V127H209ZM249 128H250V126H249ZM256 128H258V127H256ZM139 129H140V128H139ZM200 129H199V130H200ZM206 129H207V130H210V129H208L207 127H206ZM211 129H212V128H211ZM213 129H214V128H213ZM213 129H212V130H213ZM220 129H221V128H220ZM237 129H238V128H237ZM119 130H120V129H119ZM137 130H138V129H137ZM142 130H144V129H142ZM145 130H146V129H145ZM147 130H148V129H147ZM160 130H161V129H160ZM196 130H197V129H196ZM229 130H230V129H229ZM231 130H232V128H231ZM231 130H230V131H231ZM240 130H242V128H240ZM244 130H245V129H244ZM246 130H247V128H246ZM109 131H111V130H109ZM112 131H113V130H112ZM149 131H151V130H149ZM201 131H202V130H201ZM214 131H215V130H214ZM242 131H243V130H242ZM101 132H102V131H101ZM140 132H141V131H140ZM171 132H172V131H171ZM190 132H191V131H190ZM192 132H193V131H192ZM208 132H209V131H208ZM212 132H213V131H212ZM243 132H245V131H243ZM246 132H248V131H246ZM246 132H245V135L247 134ZM108 133H109V132H108ZM108 133H107V134H108ZM144 133H145V132H144ZM193 133H194V132H193ZM233 133H234V132H232V134H233ZM238 133L240 134V132H238ZM141 134H142V133H141ZM141 134H140V135H141ZM242 134H243V133H242ZM242 134H241V135H242ZM260 134H261V133H260ZM104 135H105V134H104ZM115 135H116V134H115ZM241 135H240V136H241ZM245 135H244V136H245ZM257 135H258V134H257ZM157 136H158V135H157ZM198 136H199V135H198ZM244 136H243V137H244ZM190 137H191V136H190ZM216 137H217V136H216ZM247 137H248V135H247ZM138 138H139V136H138ZM191 138H192V137H191ZM212 138H213V137H212ZM235 138H236V137H235ZM237 138H238V137H237ZM263 138H264V137H263ZM96 139H97V138H96ZM111 139H112V138H111ZM202 139H203V137H202ZM244 139H245V137H244ZM246 139H247V138H246ZM249 139L251 140V137H250ZM199 140H201V139H199ZM206 140H207V139H206ZM209 140H210V139H209ZM227 140H228V139H227ZM241 140H242V139H241ZM119 141H120V140H119ZM242 141H243V140H242ZM244 141H245V140H244ZM251 141H252V140H251ZM209 142H210V141H209ZM209 142H208V144L211 143V142H210V143H209ZM229 142H230V141H229ZM235 142H236V141H235ZM238 142L240 143V141H238ZM244 143H245V142H244ZM244 143H243V144H244ZM223 144H224V143H223ZM225 144H226V143H225ZM185 145H186V142H185ZM185 145H184V146H185ZM187 145H188V144H187ZM187 145H186V147H187ZM199 145H200V144H199ZM235 145H236V143H235ZM238 145H239V144H238ZM238 145H237V146H238ZM241 145H242V144H241ZM245 145H246V144H245ZM51 146H52V145H51ZM99 146H100V145H99ZM178 146H179V145H178ZM218 146H219V145H217V147H218ZM220 146L222 147V145H220ZM225 146H226V145H225ZM228 146H229V145H228ZM242 146H243V145H242ZM242 146L239 145V147H240L239 149H241ZM250 146H251V145H250ZM55 147H56V146H55ZM73 147H74V146H73ZM83 147H84V146H83ZM102 147H103V146H102ZM167 147H169V146H167ZM171 147H172V146H171ZM171 147H170V148H171ZM176 147H177V146H176ZM195 147H196V146H195ZM212 147H214V146H212ZM226 147H227V146H226ZM226 147H225V148H226ZM234 147H235V146H234ZM252 147H253V146H252ZM61 148H62V147H61ZM64 148H65V146H64ZM70 148H71V147H70ZM162 148H163V147H162ZM170 148H169V149H170ZM174 148H175V147H174ZM193 148H194V147H193ZM198 148H200V147H198ZM225 148H224V149H225ZM236 148H237V147H236ZM243 148H244V147H243ZM66 149H67V148H66ZM75 149H76V147H75ZM78 149H79V148H78ZM82 149L85 150V148H82ZM94 149H95V148H94ZM96 149H97V148H96ZM160 149H161V147H160ZM163 149H164V148H163ZM178 149H179V148H178ZM202 149H203V148H202ZM232 149H233V148H232ZM232 149L229 148L228 150H232ZM51 150H52V149H51ZM54 150H56V149H54ZM73 150H74V148H73ZM73 150L71 151V153L68 154V155L71 154L72 159H71V156H68V155L66 154V152H65V155L62 154L61 152H60V153H61L62 156H65V157H64L65 159L68 157L67 160L69 161V160L71 159V162H72V161H73V155H74V152L76 151V150H75V151H73ZM89 150H90V149H89ZM102 150H103V149H102ZM170 150H171V149H170ZM176 150H177V149H176ZM235 150H236V149H235ZM67 151H68V149H67ZM81 151H82V150H81ZM118 151H119V150H118ZM130 151H131V150H130ZM158 151H159V150H158ZM182 151H183V150H182ZM184 151H185V150H184ZM198 151L202 152L201 149H199ZM224 151H225V150H224ZM226 151H227V150H226ZM241 151H242V150H241ZM243 151H244V150H243ZM46 152H47V151H46ZM50 152H51V151H50ZM86 152H88V149H87ZM96 152H97V151H96ZM104 152H105V151H104ZM131 152H132V151H131ZM134 152H135V151H134ZM173 152H174V151H173ZM188 152H189V151H188ZM239 152H240V151H239ZM76 153H77V152H75L74 159H75ZM84 153H85V152H83V154H84ZM100 153H101V152H100ZM180 153H181V152H180ZM203 153H204V152H203ZM228 153H229V152H228ZM242 153H243V152H242ZM88 154H89V153H88ZM88 154H87V155H88ZM90 154H91V153H90ZM129 154H130V153H129ZM131 154H132V153H131ZM133 154H134V153H133ZM148 154H149V153H148ZM178 154H179V153H178ZM191 154H192V153H191ZM198 154H199V156L197 155V157L200 158V153H198ZM233 154H234V153H233ZM236 154H237V153H236ZM249 154H250V151H249L248 155H249ZM97 155H98V154H97ZM97 155H96V156H97ZM111 155H112V154H111ZM119 155H120V154H119ZM122 155H123V154H122ZM160 155H162V154H160ZM258 155H259V154H258ZM57 156H58V155H57ZM66 156H67V157H66ZM77 156H79V155L77 154ZM85 156H86V155H85ZM88 156H91V155H88ZM93 156H94V155H93ZM103 156H104V155H103ZM115 156H116V155H115ZM125 156H126V155H125ZM136 156H137V155H136ZM136 156H134V157L136 158ZM172 156H173V155H172ZM175 156H176V155H175ZM230 156H231V155H230ZM237 156H238V155H237ZM246 156H247V155H246ZM97 157H98V156H97ZM109 157H110V156H109ZM131 157H132V156H131ZM137 157H138V156H137ZM147 157H149V156H147ZM169 157H171V156H169ZM173 157H174V156H173ZM185 157H186V156H185ZM203 157H204V156H203ZM205 157H206V155H205ZM235 157H236V155H235ZM42 158H43V157H42ZM56 158H57V157H56ZM59 158H60V157H59ZM79 158H80V157H79ZM92 158H93V157H92ZM98 158H99V157H98ZM106 158H107V157H106ZM106 158H105V159H106ZM124 158H125V157H124ZM139 158H140V157H139ZM139 158H138V159H139ZM144 158H145V157H144ZM176 158H177V157H176ZM201 158H202V156H201ZM201 158H200V159H201ZM228 158H229V157H228ZM232 158H233V157H232ZM44 159H45V158H44ZM80 159H81V158H80ZM80 159H79V160H80ZM82 159H83V158H82ZM93 159H94V158H93ZM96 159H97V158H95L94 160L96 161ZM100 159H102V158H100ZM105 159H104V161H106ZM116 159H118V158H116ZM120 159H121V158H120ZM120 159H119V162H120ZM142 159H143V158H142ZM142 159H141V160H142ZM145 159H146V158H145ZM154 159H155V158H154ZM160 159H161V157H160ZM162 159H163V158H162ZM174 159H175V158H174ZM179 159H181V158H179ZM197 159H198V158H197ZM245 159H246V158H245ZM54 160H55V159H54ZM76 160H77V159H75V161H73L75 164L73 163L72 165H77L76 163H78V160H77V162H76ZM94 160H93V161H94ZM112 160H113V159H112ZM122 160H123V159H122ZM170 160H171V159H170ZM184 160H185V159H184ZM188 160H189V159H188ZM202 160H203V159H201V161H202ZM205 160H206V158H205ZM212 160H213V159H212ZM222 160H223V159H222ZM224 160H225V159H224ZM228 160H229V159H228ZM230 160H231V159H230ZM234 160H235V159H234ZM254 160H255V158H254ZM43 161H44V160H43ZM45 161H46V160H45ZM57 161H61V158H60V160H56L55 163H58ZM85 161H86V159L82 162L83 165H85V163H84ZM87 161H88V160H87ZM87 161H86V164L88 165L89 161H91V158H90V160L88 161V163H87ZM95 161H94V162H95ZM98 161H99V160H97V162H98ZM126 161H127V160H126ZM139 161H140V160H139ZM146 161H147V160H146ZM151 161H152V160H151ZM197 161H198V160H197ZM208 161H209V160H208ZM237 161H238V159H237ZM38 162H39V161H38ZM40 162H41V161H40ZM71 162H69V163L71 164ZM79 162H81V160H80ZM122 162H123V161H122ZM122 162H121V163H122ZM134 162H135V161H134ZM137 162H138V161H137ZM143 162H144V161H143ZM148 162H149V161H148ZM175 162H176V159H175ZM175 162H174V163H175ZM199 162H200V161H199ZM228 162H229V161H228ZM230 162H231V161H230ZM239 162H240V160H239ZM249 162H250V161H249ZM51 163H52L51 166H53L54 163H53V162H51ZM59 163H61V164H58V165H60V166H62V163H64L63 166L66 167V165H65V161L62 160V162H59ZM92 163H93V162H92ZM92 163L89 164L88 166H93V169H94L95 171H93V172L91 171V172L93 173L92 175H88V176H84V177H83V175H85V174H84L82 171H84V170H85V171L88 170V169H86V168H85V169L83 168V170H81V172L83 173V174H82V177H81V173H80V175L78 174L80 179L76 176V177L80 180V183H79V184H78L77 182H75V183H77V184H74V180H73L74 178H73V179L71 178V181H70L71 184H70V183H69V179H70L71 175H72V176H73V175H76V172H77L78 170L80 171V169H82V168H80V169L78 168V170L76 169V171H74L75 174H74V172H73V173L70 172L71 175H70V174L68 175V174H67L68 171H72V170H69V169H70V166H69L68 168H67V167H66V168L64 167L66 170L68 169V170L66 171V174H67V176H70V177H68L69 179L66 178V179H68V180H67L68 183H66V182L64 181V180H66V179H65V176H64V173H63L62 176H64V177H62V176H61V177H62L64 180H63L62 178H61L62 180H61V179H59V180L64 181V182H62V184H65V183H66V185H65V187H64V186H61L62 184L60 185V181H57V183L59 182L58 184L60 185V187L57 185V186L59 187V188H58V187L56 188L57 190L54 189V187L50 184L49 181H50V178H52V176H51L52 170H53V174H52V175H54V176H55V174H54V169H56L55 172H58V171H57V168H56L58 165H55V166H54L55 168L49 166V167H51V168H53V169L50 170V168H49V170H50L51 172L48 170V173L50 172L48 176L45 175V174L43 175V174H42L43 172H42L41 175H39V176H42V175L45 176V177L42 178V179L45 181V182H43V184L46 183V188L49 187V186H52V187H53V188H49L48 190L51 189V190L53 191L54 194H56V193H58V192H59V194H61V196L58 197V200H59V198H62V197L64 198L65 196H67V198H69V200H71V199H73V198H72V195L75 194V193L77 194V195L75 194L76 197L79 196V201L76 199L78 202L75 201V205L72 204V205H73V206H72V207H73V211H72V207H71L70 205H67L68 202H67V200H65V199H67V198H64L63 200L60 199V200H62V203H63L64 205H61V206H60V205L58 204V206H60V209H59V207L57 206V204H56V205L54 204L55 206H57V207H55V209H56V208L59 209V214L56 213V215H57V214H58V215H62L63 213H65V211L67 212V211H69V210L71 209V210H70L71 212H70V211H69V212H70V214L73 212V215L71 214L70 216H69V215H68V216H69V218H71V219H69V220L71 221V224H72L74 227H75L76 225H80V226H81V225H84V226H85V225H87V224H90V223H89V217H90V215H92L93 223H103V224H94V225H93V224H90L91 227H92V225H93V227L95 228L94 231L99 232V233H100V236L103 235L102 233H105V232L108 233V236H112L111 233H112L113 231H112L111 233L109 232L110 230H112V229H111V225H109V224H110L109 220H108L107 223L105 224V226L107 227V230H104V216H103V211H102V209H104V208H102V207H96V206H98L97 204H98L99 197H103V194L106 195L105 192H103V190L106 189V188L104 187V185H105V184H106V185L109 184V183H108V182H109V179L106 178V181L102 184V186L104 187V189H103V188L100 189V187H102V186H101V185L99 186V185L97 184L98 182L96 181V178H95V177H96L95 175H96L98 172H99V173L102 172V171H103V172H106V171L108 170V169H107V166H108V168H110V169H111V167H109V164H107V166H105V163L103 162V165H100V164H99V167H98V168L100 169V167H102V166H105L106 168L103 169L104 167H102V169H100V170H101V171H100V170H97V169H98V168L96 167V166H97V163H96V164L93 163L94 165H92ZM101 163H102V162H101ZM140 163H141V161H140ZM140 163H139V164H140ZM145 163H146V162H144V164H145ZM150 163H151V162H150ZM161 163H162V161H161ZM223 163H225V161H224ZM226 163H227V160H226ZM226 163H225V164H226ZM240 163H241V162H240ZM256 163H257V162H256ZM259 163H260V162H259ZM40 164H42V163H40ZM45 164H46V163H45ZM119 164H120V163H119ZM156 164H157V163H156ZM175 164H176V163H175ZM175 164H174V165H175ZM217 164H219V163H217ZM225 164H224V165H225ZM233 164H238V163H233ZM49 165H50V164H49ZM78 165H79V163H78ZM80 165H82V164H80ZM121 165H122V164H121ZM186 165H188V163H186ZM215 165H216V164H215ZM226 165H227V164H226ZM238 165H240V164H238ZM238 165H237V166H238ZM242 165H243V163H242ZM245 165H246V163H245ZM248 165H249V164H248ZM63 166H62L61 169H63ZM111 166H112V165H111ZM118 166H119V165H118ZM148 166H149V163H148ZM150 166H151V164H150ZM150 166H149V167H150ZM235 166H236V165H235ZM235 166H234V167H235ZM119 167H120V166H119ZM143 167H144V166H143ZM190 167L192 168V166H190ZM190 167H189V168H190ZM217 167H218V166H217ZM224 167H225V166H224ZM224 167H223V168H224ZM230 167H231V166H230ZM18 168H19V167H18ZM36 168H37V167H36ZM40 168H41V167H40ZM95 168H97V169H95ZM151 168H152V166H151ZM151 168H150V169H151ZM189 168H188V170H189ZM43 169H45V168L43 167ZM47 169H48V168H47ZM61 169H60V173L58 172V174H57V175H59V177H60V175H61L62 172H65V171H63V170H61ZM71 169H72V168H71ZM74 169H75V168H74ZM93 169H92V170H93ZM106 169H107V170H106ZM110 169H109V170H110ZM133 169H134V168H133ZM175 169H176V168H175ZM226 169H227V168H226ZM226 169H225V172H223V174L226 173V171H227ZM229 169H230V168H229ZM237 169H238V168H237ZM45 170H46V169H45ZM104 170H105V171H104ZM121 170H122V169H121ZM138 170H139V169H138ZM143 170H144V169H143ZM172 170H173V169H172ZM172 170H171V171H172ZM188 170H187V172H188ZM221 170H222V168H221ZM41 171H42V170H41ZM61 171H62V172H61ZM112 171H113V170H112ZM118 171H120V170H118ZM139 171H140V170H139ZM145 171H146V170H145ZM145 171H144V172H145ZM191 171H192V170H191ZM191 171H190V172H191ZM196 171H197V169H196ZM203 171H204V170H203ZM230 171H232V170H230ZM230 171H229V172H230ZM239 171H240V170H239ZM239 171H238V172H239ZM247 171H248V170H247ZM38 172H39V171H38ZM46 172H47V170H46ZM46 172H45V173H46ZM91 172L87 171L86 174H90ZM103 172H102V173H103ZM113 172L115 173V170H114ZM174 172H175V170H174ZM184 172H185V171H184ZM229 172H228V173H229ZM232 172H233V171H232ZM48 173H47V174H48ZM77 173H78V172H77ZM172 173H173V171H172ZM178 173H180V172H178ZM196 173H197V172H196ZM198 173H199V172H198ZM201 173H202V172H201ZM205 173H206V172H205ZM219 173H220V172H219ZM228 173H227V174H228ZM240 173H241V172H240ZM109 174H111V172H109ZM188 174H189V172H188ZM191 174H192V173H191ZM193 174H194V172H193ZM202 174H203V173H202ZM231 174H233V173H231ZM32 175H33V174H32ZM101 175H102V174H101ZM111 175L114 177V175H116V174H111ZM136 175H137V174H136ZM170 175H171V174H170ZM200 175H201V174H200ZM237 175H238V174H237ZM36 176H37V175H36ZM43 176H42V177H43ZM46 176H47V177L51 176V177L47 178V179H48V180H47V179H46ZM99 176H100V175H99ZM148 176H149V175H148ZM148 176H147V177H148ZM154 176H156V175H154ZM163 176H164V175H163ZM171 176H172V175H171ZM176 176H177V175H176ZM186 176H187V175H184L183 178H185ZM188 176H189V175H188ZM193 176H194V175H193ZM214 176H215V175H214ZM220 176H221V174H220ZM222 176H223V175H222ZM224 176H225V175H224ZM59 177H58V178H59ZM102 177H105V176H102ZM117 177H118V176H117ZM119 177H120V176H119ZM141 177H144V175L141 176ZM147 177H145V178L147 179ZM164 177H165V176H164ZM164 177H163V178H164ZM230 177H231V176H230ZM232 177H233V176H232ZM232 177H231V178H232ZM234 177H235V176H234ZM236 177H237V176H236ZM58 178L56 177L55 179L57 180ZM99 178H101V176H100ZM120 178H121V177H120ZM120 178H119V179H120ZM139 178H140V177H139ZM163 178H162V180H163ZM181 178H182V177H181ZM181 178H180V179H181ZM190 178H191V177H190ZM195 178H196V177H195ZM218 178H219V177H218ZM228 178H229V177H228ZM231 178H230V179H231ZM39 179H40V178H38V180H39ZM52 179H53V178H52ZM55 179H53V180H55ZM101 179H102V178H101ZM107 179H108V181H107ZM141 179H142V178H141ZM220 179H221V178H220ZM244 179H245V177H244ZM53 180L51 181V183L53 182ZM56 180H55V181H56ZM72 180H73V182H72ZM75 180H76V179H75ZM79 180H78V181H79ZM121 180H122V179H121ZM178 180H179V179H178ZM184 180H185V179H184ZM187 180H189V179H187ZM190 180H191V179H190ZM194 180H195V179H194ZM233 180H234V179H233ZM40 181H41V180H40ZM143 181H144V180H143ZM163 181H164V180H163ZM170 181H171V180H170ZM213 181H214V180H213ZM231 181H232V180H231ZM111 182H112V181H111ZM111 182H110V183H111ZM141 182H142V181H141ZM146 182H147V181H146ZM181 182H182V181H181ZM181 182H180V183H181ZM184 182L186 183V181H184ZM215 182H216V181H215ZM224 182H225V180H224ZM227 182H228V181L225 182L226 185H227ZM237 182H238V181H237ZM240 182H241V181H240ZM53 183H54V182H53ZM53 183H52V184H53ZM57 183H55V184H57ZM72 183H73V185H75V186H72ZM125 183H126V182H125ZM125 183H124V184H125ZM139 183H140V182H139ZM164 183H165V181H164ZM180 183H176V184H180ZM194 183H195V182H194ZM217 183H219V182H217ZM229 183H230V182H229ZM40 184L42 185V182H40ZM67 184H68V185H67ZM111 184H112V183H111ZM142 184H143V183H142ZM230 184H231V183H230ZM23 185H24V183H23ZM44 185H45V184H44ZM44 185H43V188H44ZM53 185H54V184H53ZM76 185H77V186H76ZM160 185H161V184H159L158 186L161 187ZM162 185H163V184H162ZM184 185H185V184H184ZM188 185H189V184H188ZM188 185H186V186L188 187ZM192 185H193V184H192ZM224 185H225V184H224ZM226 185H225V186H226ZM21 186H22V185H21ZM32 186H33V185H32ZM119 186H120V184H119ZM149 186H151V185H149ZM221 186H222V185H221ZM221 186H220V187H221ZM227 186H228V185H227ZM231 186H232V184H231ZM236 186H237V185H236ZM55 187H56V186H55ZM156 187H157V186H156ZM159 187H158L159 191H157L158 189H156V188H155V189L152 188V189L155 190V191H157V194H158V192H160V191L162 190V189L159 188ZM175 187H176V186H175ZM222 187H223V186H222ZM229 187H230V185H229ZM233 187H234V186H232V188H233ZM43 188H40V189H43ZM46 188H44V190H45ZM165 188H166V187H164L163 191H164V192L167 191V193H168V192L170 191V189H171V188H170L169 191H168V190L165 191ZM173 188H174V187H173ZM224 188H225V187H224ZM226 188H227V187H226ZM27 189H28V188H27ZM38 189H39V188H37L36 190H38ZM102 189H103V190H102ZM108 189H110V188L108 187ZM228 189L231 190L230 188H228ZM241 189H242V188H241ZM44 190H43V191H44ZM54 190H55L56 192H55ZM150 190H151V189H150ZM153 190H152V191H153ZM186 190H188V189H186ZM190 190H191V188H190ZM217 190H218V189H217ZM233 190H234V189H233ZM40 191H41V190H40ZM45 191H46V190H45ZM45 191H44V192H45ZM57 191H58V192H57ZM107 191H108V190H106V192H107ZM225 191H226V190H225ZM235 191H236V189H235ZM252 191H253V190H252ZM38 192H39V191H38ZM44 192H41L40 194H42V193H44ZM117 192H118V190H117ZM120 192H121V191H120ZM120 192H118V193L120 194ZM126 192H127V191H126ZM144 192H145V191H144ZM150 192H151V191H150ZM150 192L148 191V193H150ZM164 192H163V193H164ZM175 192H176V191H175ZM188 192H189V191H188ZM218 192H219V191H218ZM220 192H222V190H221ZM226 192H227V191H226ZM233 192H234V191H233ZM35 193L38 194L36 191H35ZM35 193H33V194H35ZM45 193H50V192L47 191V192H45ZM45 193H44V194H45ZM107 193H108V192H107ZM115 193H116V192H115ZM115 193H114V194H115ZM153 193H154V192H153ZM153 193H151V194H153ZM161 193H162V192H161ZM161 193H159L160 196H162V197L166 196V195H163V194H161ZM170 193L172 194L173 192L170 191ZM177 193H178V192H177ZM177 193H176V194H177ZM30 194H31V193H30ZM33 194H32V195H33ZM40 194H39V195H40ZM51 194H52V193H51ZM51 194H50V195H51ZM54 194H52V196H53ZM62 194H63V196H62ZM128 194H129V196H130L131 193H129V191H128ZM128 194H127V195H128ZM176 194H175V195H176ZM179 194H180V193H179ZM32 195H28V196L31 197ZM42 195H43V194H42ZM48 195H49V194H48ZM50 195H49L48 197H50ZM57 195H58V194H56V197H57ZM107 195H108V194H107ZM107 195H106V196H107ZM127 195L125 194V196H127ZM155 195H156V193H154V195L151 196V197H154ZM240 195H241V194H240ZM24 196H25V195H24ZM26 196H27V195H26ZM33 196H34V197H31V198H34V199H33L34 202H37V201H38V202H37V205H38L41 201H43V202L45 203V205H43L42 208L45 206V209H46V205H48V204L50 205V199H51V198H50V199L48 198L49 200H47V202H48L47 204H46V200H45L47 197L44 199V197L47 196V194H46V195H43L44 197L42 196L43 199H44L45 201H44V200H41V201L39 200V198H41V196H39V197H37L36 195H33ZM35 196L38 198V200L35 199ZM52 196H51V197H52ZM120 196H121V195H120ZM217 196H219V194H218ZM221 196H222V195H221ZM223 196H224V195H223ZM223 196H222V197H223ZM235 196H236V194H235ZM21 197H23V196H21ZM73 197H74V195H73ZM76 197H75V198H76ZM122 197H123V196H122ZM122 197H121V198H122ZM26 198H27V197H26ZM52 198H54V199L57 200V198H55V196L52 197ZM123 198H124V197H123ZM123 198H122V199H123ZM127 198H128V197H127ZM165 198H166V197H165ZM238 198H239V197H238ZM23 199H24V198H23ZM28 199H29V198H28ZM41 199H42V198H41ZM54 199H52L51 201H55ZM109 199H110V198H107V200H109ZM119 199H120V198H119ZM122 199H121V200H122ZM138 199H139V198H138ZM138 199H137V200H138ZM144 199H145V198H144ZM147 199H148V198H147ZM147 199H146V200H147ZM33 200L30 199L29 204L26 205L27 207H24V204H23V205H22L21 203H20V204L23 206V208L26 209V208H28L29 206L32 205ZM35 200H37V201H35ZM64 200L66 201V203H64V202H65ZM69 200H68V201H69ZM73 200H75V199H73ZM116 200H117V199H116ZM140 200H142V199H140ZM156 200H157V199H156ZM172 200H173V199H172ZM179 200H180V199H179ZM233 200H234V199H233ZM22 201H24V200H22ZM28 201H29V200H28ZM63 201H64V202H63ZM71 201H72V200H71ZM148 201L151 202L149 199H148ZM152 201H153V200H152ZM160 201H161V200L159 199L157 202H160ZM174 201H175V199H174ZM181 201H182V200H181ZM234 201H236V200H234ZM25 202H26V204L28 203V202H27V199H26ZM25 202H22V203H25ZM31 202H32V203H31ZM43 202H41L40 204H44ZM76 202H77V203H76ZM162 202H164V201H162ZM162 202H160V203H162ZM229 202H230V201H229ZM237 202H238V201H237ZM30 203H31V204H30ZM69 203H71V202L69 201ZM101 203H102V202H101ZM107 203H108V202H107ZM109 203H110V201H109ZM172 203H173V202H172ZM182 203H183V201H182ZM34 204H35V203H33V205H34ZM40 204H39L38 206L36 205V208H34L35 206H34V207H31V208H30V211H29L28 209H27V210L24 209V212H25L24 214H26V213L29 214V213L31 212V209L34 208L35 210H36V209L39 210V211L36 210V213H38V217H39V214H40V213H41L40 217H43V216H42V213L44 214L45 211H44V210H41L42 208H39ZM143 204H144V203H142V206H143ZM146 204H147V203H146ZM152 204H153V202H152ZM184 204H185V203H184ZM220 204H221V203H220ZM220 204H219V205H220ZM33 205H32V206H33ZM121 205H122V204H121ZM136 205H137V204H136ZM138 205H140V204H138ZM224 205H225V204H224ZM99 206H100V205H99ZM101 206H102V205H101ZM106 206H107V205H106ZM111 206H112V205H111ZM127 206H129V205H127ZM150 206H152V205H150ZM150 206L147 205V207H149V209H151V212H152V210H153V211H161V210H156L157 207H155V209H154V208L152 209V208H150ZM164 206H165V205H164ZM176 206H177V205H176ZM179 206H180V205H179ZM179 206H178V208H179ZM51 207L53 208L54 206L52 205ZM107 207H108V206H107ZM129 207H130V206H129ZM143 207H145V206H143ZM153 207H154V206H153ZM218 207H219V206H218ZM225 207H226V206H225ZM123 208H124V207H123ZM141 208H142V207H141ZM145 208H146V207H145ZM165 208L167 209V207H165ZM165 208H164L163 211H165ZM169 208H170V207H169ZM180 208H181V207H180ZM216 208H217V207H216ZM222 208H223V207H222ZM20 209H21V211H20ZM20 209H19V211H16V214H17L18 216L21 215L24 219H26L25 216H24V214H23V212H22V207H21V206H20ZM34 209H33V210H34ZM43 209H44V208H43ZM53 209H54V208H53ZM55 209H54V211H55ZM124 209H125V208H124ZM137 209H138V211H140V210L143 211L144 208L139 210V208H138V206H137L136 211H137ZM146 209H147V208H146ZM146 209H144V211H145ZM173 209H174V208H173ZM224 209H225V208H224ZM235 209H236V208H235ZM33 210H32V211H33ZM62 210H63V213H62ZM126 210H127V209H126ZM133 210H134V209H133ZM178 210H179V209H178ZM26 211H29V212H26ZM40 211H41V212H40ZM43 211H44V212H43ZM47 211H49L48 206H47V209H46V213H45V214L49 215V214H51V212H52L53 210H50V211H51L50 213H47ZM54 211H53V212H54ZM104 211H105V210H104ZM141 211L139 212L140 214H141ZM163 211H162V213L164 214ZM221 211H222V210H221ZM230 211H231V210H230ZM230 211H229V212H230ZM34 212H35V211L31 212V214L34 213ZM39 212H40V213H39ZM56 212H57V210H56ZM115 212H116V211H115ZM118 212H119V211H118ZM145 212H146V211H145ZM54 213H55V212H54ZM60 213H62V214H60ZM106 213H107V212H106ZM143 213H144V212H142V215H143ZM153 213H154L155 215L157 214L156 217H154L155 215H154ZM153 213H152V216L155 218V221H156V220H157L156 218L159 217V216H158V215H159L158 213H160V212H158V213H157V212H153ZM173 213H174V211H173ZM231 213H232V212H231ZM131 214H133V213H130V215H131ZM136 214H138V213H137V212H136V213L134 212V215H136ZM140 214H139V215H140ZM11 215H12V213H11ZM29 215H30V214H29ZM32 215H33V214H32ZM51 215H53V213H52ZM64 215H65V220H66V218H67L68 216L66 217V215H67L66 213H65ZM64 215H62V217L59 216V218L61 217V218H60L61 220H60L59 218H57L55 215H53V216L51 217L52 220L50 221V219H49L48 221H50V222H48V223H50L51 225H54L55 227H56V226L59 227V229H60V228L63 229V227H60V226H61V224H62V222H63V221H62V220H63L62 218L64 217ZM118 215H119V216H118ZM120 215H121V214L118 213V214H117V218H118V217L120 218V217H121ZM130 215H129L128 217H130ZM134 215H133L132 217H130V218H133ZM145 215H146V216L148 215V221H146V222L149 223V218H150V217H149V214H145ZM150 215H151V214H150ZM172 215H173V214H171L170 216H172ZM7 216H8V215H6V218H7ZM13 216H14V215H13ZM13 216L11 217V218H12V219H11V220H12V223H13V220H14ZM26 216H27V218L29 219V216H28V215H26ZM35 216H36V215L34 214V217H35ZM113 216H114V214H113ZM115 216H116V214H115ZM122 216H123V215H122ZM124 216H125V215H124ZM140 216H141V215H140ZM157 216H158V217H157ZM163 216H164V215H163ZM165 216H166V215H165ZM167 216H168V214H167ZM170 216H169V217H170ZM233 216H234V215H233ZM233 216H232V217H233ZM32 217H33V216H31V218L29 219V221H30V220H31V221L33 220V221L37 222V219H38V218L36 217V218H37V219H36V218L33 217L34 219H32ZM44 217H45V219L48 218V216L46 217L45 215H44ZM108 217H109V215H108ZM110 217H112V216H110ZM110 217H109V218H110ZM135 217L138 218L137 215H136ZM141 217H142V216H141ZM141 217H140V218H141ZM160 217H161V219H160ZM160 217H159L158 219L162 220L163 217H162V216H160ZM207 217H208V216H207ZM217 217H218V216H217ZM4 218H5V217H4ZM4 218H3V219H4ZM15 218H16V217H15ZM20 218H21V217H20ZM90 218H91V217H90ZM130 218H129V219H130ZM136 218H135V220L138 221L139 218H138V219H136ZM145 218H146V217H145ZM151 218H152V217H151ZM172 218H173V217H172ZM226 218H227V217H226ZM8 219H9V218H8ZM8 219H7V222H8ZM16 219H17V218H16ZM16 219H15V221H16ZM24 219H23V223L26 225L27 223H25V222H26V221L28 222V220L24 221ZM42 219H43V218H42ZM42 219L39 218L38 221H41ZM74 219H77L75 224H73L74 222L72 223V220H74ZM105 219H106V216H105ZM110 219H111V218H110ZM165 219H166V218H165ZM167 219H168V218H167ZM233 219H234V218H233ZM0 220H1V219H0ZM65 220H64V221H65ZM67 220H68V218H67ZM113 220H114V219H113ZM117 220L119 221V219H117ZM132 220H133V219H132ZM135 220H134V221H135ZM139 220H140V219H139ZM144 220H145V219H144ZM1 221L3 222L4 220H1ZM9 221H10V220H9ZM15 221H14V223H15ZM17 221H18V220H17ZM20 221H22V219H19V221H18L19 223H15V225H14V223H13V225H11V224H12V223H11L10 226L17 228V229L14 228V230H20L19 232H20V234H21V233H22V232H21V229H22V228L20 229L19 227H16V226H19V225H16V224H21L20 227L23 225ZM31 221L28 222V223H30V224L28 225V228L33 227V228L35 229V227L38 225V223H35V225H36V224H37V225L34 226V222L32 223ZM43 221H44V220H43ZM43 221H42L43 224H44L45 222H46V224H48L46 220H45L44 222H43ZM70 221H65V223L67 222V223H68L67 225H68V226H71V224L69 223ZM105 221H106V220H105ZM110 221H111V220H110ZM114 221H115V220H114ZM136 221H135V222H136ZM158 221H159V220H158ZM210 221H211V220L209 219V222H210ZM227 221H228V223L230 222L229 220H227ZM119 222L122 223V224L125 223V222L123 223L122 221H119ZM119 222H118V224H119ZM138 222H140V221H138ZM138 222H136L135 224H138ZM141 222H142V220H141ZM141 222H140V223H141ZM146 222H145V223H146ZM162 222H163V221H162ZM162 222H161V223H162ZM220 222H221V221H220ZM223 222H224V221H223ZM3 223L5 224L6 222L4 221ZM9 223H10V222H9ZM39 223H40V222H39ZM112 223H113V222H112ZM116 223H117V222H116ZM147 223L145 224V226H146V225H149V224L152 223V224H154L155 227L158 229V226L156 225L157 223H156V224L153 223V222H150L149 224H147ZM158 223H159V222H158ZM40 224H41V223H40ZM127 224H128V222H127ZM143 224H144V223H143ZM220 224H223V223H220ZM1 225H2V223L0 222V226H1ZM30 225H31V226H30ZM64 225H65V224H64ZM90 225H88V226H90ZM113 225H116V224L114 223ZM113 225H112V228H113ZM120 225H121V224H120ZM133 225H134V223H133ZM10 226H9V227H10ZM29 226H30V227H29ZM38 226H39V225H38ZM40 226H42V224H41ZM45 226H48V225H45ZM45 226L43 225V227H41V228H47V227H45ZM65 226H66V225H65ZM73 226H71V228H72ZM116 226H117V225H116ZM121 226H123V225H121ZM125 226H127V225H125ZM128 226H130V225H128ZM141 226H142V228L149 227V226L144 227V225H142V223H141ZM141 226L139 225V227H137V225H136L135 227L138 228V231H139V232H140V230H142V231L144 232V229H142ZM5 227L7 228L8 225H7V226L5 225ZM5 227H3V229H2V227H1V229H0L1 231H0V232H2L3 234L1 233L0 236L4 235V233L8 232V233L13 237V239H14V236H13V235H14V233H15L16 231H12L13 229H12L11 227H10V228H11L12 230H11V229H8L9 227H8L7 229H5ZM22 227H23V226H22ZM26 227H27V226H26ZM26 227H25V229H27ZM52 227H53V226H52ZM57 227L55 228V232H57V231L59 230ZM76 227H77V226H76ZM76 227H75V228H76ZM91 227H89V228H91ZM93 227H92V229H93ZM123 227H124V226H123ZM152 227H154V226H152ZM155 227H154L153 229H151V226H150V228H148V234L150 233L151 235L154 236V233H155V232H154L153 230L155 229ZM161 227H164V226H161ZM220 227H221V226H220ZM220 227H219V229H220ZM33 228H32V229H33ZM36 228H37V227H36ZM48 228H49V227H48ZM48 228H47V229H48ZM64 228H65L64 233H65V235H66V231H67L66 229H69V231H70L71 229H70V228H66V227H64ZM75 228H73V229L75 230ZM87 228H88V227H87ZM121 228H122V227H121ZM139 228H141V229H139ZM216 228H217V226H216ZM221 228H222V227H221ZM39 229H40V227H39ZM56 229H57V231H56ZM92 229H91V230H92ZM122 229H123V228H122ZM125 229H126V228H125ZM146 229H147V228H146ZM150 229L152 230V233L149 232ZM157 229H156V230H157ZM211 229H212V228H211ZM219 229H218V230H219ZM6 230H7V231H6ZM8 230H10V231H8ZM23 230H24V229H22V231H23ZM28 230L30 231V233H29V238H30V236H32L33 234L35 235V233H37V232L40 233L39 231H42V235L45 236V237H43V238H47L46 236H47V235L49 234V232L51 231V228H49V232H48V234H47V232H46V231H48V230H46V231L44 232V229H41V230H39V231H38V229H37V232H35L36 230H34V231H33V230L31 231V229H28ZM28 230H27V232H28ZM52 230H54V229L52 228ZM80 230H81L82 232H84V233H81V235H82V234H87V236L89 235L88 238L91 237V236H90L91 233H90L89 231H88V232H89V234H88V232L85 233L86 230H83V228L80 229ZM87 230H90V229H87ZM91 230H90V231H91ZM97 230H98V231H97ZM108 230H109V231H108ZM118 230H119V229H118ZM131 230H133V228H132ZM135 230H136V228H135ZM158 230H161L160 225H159V229H158ZM158 230H157V231H158ZM215 230H216V229H215ZM218 230H217V231H218ZM227 230H228V229H227ZM61 231H62V230H61ZM71 231H72V230H71ZM77 231H78V229L76 228L75 233H74V231H73V232H67V235H68L67 238H68V240L65 239V240H67V242H68L67 245H70V243H72V246H73V244H74L75 241H74V242H73V241L71 242V240H72L73 238H74V240H75V237L70 236V235H71V233H74V234L77 235V234H79V233L81 232V231H78V232H77ZM114 231H115V233L117 234V231H116V230H114ZM142 231L140 232L141 234H142ZM145 231H146V230H145ZM157 231H156V232H157ZM222 231H223V230H222ZM11 232H13V235L11 234ZM17 232H18V231H17ZM17 232H16V234H17ZM24 232L27 234V232H26L25 230H24ZM24 232H23V233H24ZM33 232H34V233H33ZM43 232H44L45 234H47V235H45ZM52 232H53V231H52ZM52 232H51V233H52ZM55 232H54V234H55ZM62 232H63V231H62ZM62 232H61V233H62ZM76 232H77V233H76ZM101 232H102V233H101ZM132 232H135V231H132ZM136 232H137V231H136ZM136 232H135V233H136ZM160 232H162V231H160ZM208 232H209V231H208ZM224 232H225V230H224ZM224 232H223V233H224ZM8 233H6V234H8ZM23 233H22V234H23ZM25 233H24V234H25ZM31 233H33V234L30 235ZM51 233H50V234H51ZM57 233H58V232H57ZM57 233H56V235H58V236L64 234V233H63V234H60V235H59L60 232H59L58 234H57ZM92 233H93V232H92ZM107 233H106L105 235H103V236L106 237V236H107ZM125 233H126V232H125ZM145 233H146V232H145ZM199 233H200V232H199ZM203 233H205V232H203ZM9 234L7 235V239H5V238H6V235H4L5 237L3 236L4 240H3V238H0V239H2V242L5 241V240H6L5 243H8V242H11V241H12V239L10 238L11 236L9 237ZM18 234H19V233H18ZM18 234H17V235H18ZM26 234H25V236H28V235H26ZM50 234L48 235V237L51 236V235H53V233H52L51 235H50ZM69 234H70V235H69ZM94 234H96V233H94ZM126 234H127V233H126ZM126 234H125V236H126ZM130 234H131V233H130ZM141 234H140V236H141ZM17 235H16V236H17ZM34 235L32 236V238H33V237H36V238H37L40 234H39V235L36 234V236H34ZM42 235H40V237H42ZM65 235H63V236L66 237L67 235H66V236H65ZM76 235H74V236H76ZM132 235L134 236L135 234L133 233ZM137 235L139 236V234H137ZM137 235H135V236L137 237ZM143 235H144V233H143ZM143 235H142V237H144ZM160 235H161V234H160ZM200 235H201V234H200ZM202 235H203V234H202ZM213 235H215V234H213ZM22 236H23V235H22ZM22 236L20 235L21 238H19V235L17 236V237L19 238V242H20V240H21V241H24V240H25V238L22 240ZM25 236H24V237H25ZM58 236H57V238H58ZM63 236H62V238H63ZM82 236H84V235H82ZM85 236H86V235H85ZM87 236H86V237H87ZM98 236H99V234L97 233L96 237L98 238ZM100 236H99V238H98V241H99V239H100V240H102L103 238L105 239V237H103V236L100 237ZM133 236H131V238H132ZM148 236L150 237V235H147V237H148ZM161 236H162V235H161ZM163 236H164V235H163ZM223 236H224V235H223ZM223 236H221V237H223ZM229 236H230V235H229ZM55 237H56V236H55ZM70 237H72V239H69ZM77 237L82 238V237L80 236V234H79ZM77 237H76V238H77ZM86 237H85V238H86ZM93 237H94V236H92V239H90V241L93 240ZM96 237H95V238H96ZM102 237H103V238H102ZM112 237H113V236H112ZM123 237H124V236H123ZM154 237H155V236H154ZM159 237H160V236H159ZM209 237H210V236H209ZM211 237H213V236H211ZM226 237H227V236H226ZM9 238H10V239H9ZM18 238H16V239H18ZM26 238H27V237H26ZM29 238H28V239H29ZM32 238H31V239H32ZM60 238H61V237H60ZM88 238H87V239H88ZM95 238H94V239H95ZM101 238H102V239H101ZM120 238H122V237L120 236ZM126 238H127V237H126ZM129 238H130V237H129ZM129 238H128V241H130ZM137 238H139V237H137ZM137 238H135V240H136ZM140 238H141V237H140ZM140 238H139V239H140ZM145 238H146V236L144 237V239H145ZM151 238H152V237H151ZM156 238H158V237H156ZM196 238H197V237H196ZM216 238H217V237H216ZM218 238H219V237H218ZM224 238H225V237H224ZM231 238H232V237H231ZM8 239H9V240H8ZM28 239H27V240H28ZM31 239H29V240H31ZM39 239H40V238H39ZM49 239H50V237H49ZM52 239H53V237H52ZM52 239H50V241H51ZM139 239H137V241H138ZM144 239H143V241H144ZM146 239H147V238H146ZM148 239H149V238H148ZM148 239H147V240H148ZM201 239H202V238H201ZM222 239H223V238H222ZM14 240H15V239H14ZM27 240H25V241H27ZM37 240H38V238H37ZM37 240H36V242H35V238H34V240H31V241L33 242L34 246H35L36 244H38V246L40 245V243H37V242H39L40 240H39V241H37ZM42 240H43V239H41V241H40V242H41V245H42ZM62 240H63V243H64V239H62ZM69 240H70V241H69ZM77 240H78V241H76V242L79 243V238H77ZM120 240H124V238H123V239H120ZM125 240H126V239H125ZM135 240L133 241V238H132V241H133V242H135ZM151 240H152V239H151ZM153 240H155V239H153ZM199 240H200V239H199ZM220 240H221V239H220ZM7 241H8V242H7ZM25 241H24V242H25ZM46 241H47V240L43 241V243L46 242ZM56 241H57V240L55 239V240L51 241L50 244H51L52 246H54V245L58 246L57 243L55 244ZM58 241H60V239H58ZM81 241H82V239H81ZM83 241H85V240H83ZM90 241H89V242H90ZM96 241H97V239H96ZM98 241H97V243H98ZM126 241H127V240H126ZM137 241H136V242H137ZM143 241H141V243H145V242H143ZM148 241H150V240H148ZM200 241H201V240H200ZM210 241H211V240H210ZM215 241H217V240H215ZM0 242H1V240H0ZM12 242H14L15 245H16V242L18 243V241H12ZM12 242H11V244H12ZM24 242H23V246H25V245H26L25 243H27V242H25V243H24ZM32 242H30V243H32ZM53 242H54V243H53ZM67 242L65 241V245H66ZM69 242H70V243H69ZM86 242H88V241H86ZM89 242H88V244L85 243V245L88 246V247H90L89 244L91 243V247H93V246H92V242H93V241L90 242V243H89ZM94 242H95V240H94ZM101 242H104V241L102 240ZM119 242H120V241H119ZM138 242H139V241H138ZM138 242H137V243H138ZM146 242H147V241H146ZM204 242L207 243L206 241H204ZM218 242H219V241H218ZM5 243L0 244V246L3 245V246H2V249H3V247H4V250L7 248L5 251H7V253H8V251H9L11 248L9 249ZM20 243H21V242H20ZM35 243H36V244H35ZM48 243H49V241H47V242L45 243V245L43 244V246L46 247V244H48ZM82 243L84 244V242H82ZM99 243H100V241H99ZM99 243H98V244H99ZM121 243H124V242L122 241ZM137 243H136V244H137ZM9 244H10V243H8V246H9V247L11 246V247H12V250H13L14 252L16 251V254H17V256H18V258L16 259V255L14 256V253H12L13 256H14V258H15V259H14L13 256L10 254V255L12 256V259L10 258L9 261L11 262V261L14 259V260H16V263H15V264H18V263H19V264H22L21 261H22V260H25V259L27 258V256H26L25 259H22V260L20 259V258H22V256L20 257V255H19L20 253L18 254L19 251L17 252V250L20 248V247H19L20 245H18V244L16 245V247H19V248H16V249H17V250H16V249L14 248V247H15L14 244H12V245H11V244L9 245ZM27 244H28V245H27L26 248L29 247V241H28ZM33 244H32V245H33ZM50 244H49V245H50ZM75 244H76V243H75ZM75 244H74V246H75ZM100 244H101V243H100ZM103 244H104V243H103ZM103 244H102V245H103ZM131 244H132V243H131ZM133 244H135V243H133ZM156 244H157V243H156ZM156 244L153 245L154 247L152 246V248H157V247H156V246H157ZM158 244H159V243H158ZM161 244H162V243H161ZM161 244H160V245H161ZM195 244H196V243H195ZM207 244H208V243H207ZM216 244H217V243H215V245H216ZM5 245H6V247H5ZM30 245H31V244H30ZM65 245H64V246H63V245H60V246H61V247L63 246L64 249H68L67 245H66V246H65ZM77 245H79V244H77ZM77 245H76V246H77ZM85 245H83V247H84ZM96 245H97V244H96ZM102 245H101V247H102ZM120 245H121V244H120ZM124 245H125V244H124ZM124 245L122 244L121 246L123 247ZM126 245H127V244H126ZM146 245H147L148 247H151V246L148 245V243H147ZM146 245H145V246H146ZM151 245H152V244H151ZM208 245H210V243H209ZM38 246H35V247H38ZM43 246H42V247H43ZM47 246H48V245H47ZM86 246H85V247H86ZM98 246H99V245H98ZM104 246H105V247H104ZM222 246H223V245H222ZM32 247H33V246H32ZM32 247L30 246V248H32ZM35 247H34V248H35ZM40 247H41V246H40ZM42 247H41V249H43ZM50 247H51V246H50ZM65 247H67V248H65ZM69 247H70V246H69ZM78 247L80 248V247H81V244H80V246H78ZM88 247H86L87 250L89 249ZM96 247H97V246H96ZM96 247H94L95 252H96ZM99 247H100V246H99ZM99 247H98L97 249H99ZM101 247H100V249H101ZM129 247H130V245H129ZM131 247H132V246H131ZM141 247L145 248L144 245L141 246ZM209 247H210V246H209ZM21 248H24V249H25V247H21ZM21 248H20V249H21ZM34 248H33V249H34ZM51 248H52V247H51ZM56 248H59V247H56ZM71 248H72V247H70L69 250H71ZM74 248H75V247H74ZM74 248H72V250H73ZM79 248L76 247V251H77V249H79ZM103 248H105V249H104V250L101 249V250L105 251V252L103 253V255H105L104 257H106V254H107V252H106V250H107V249H106V244L103 245ZM110 248H111V247H110ZM110 248H109V249H110ZM117 248H119V247H116L115 249H117ZM120 248H121V247H120ZM212 248H214V250H215V248H217V247L212 246ZM219 248H220V247H219ZM2 249L0 248V252L3 253L4 250H2ZM46 249H48V248L46 247ZM54 249H55V247H54ZM54 249H53V250H54ZM59 249H60V248H59ZM64 249H62V253H61V250L59 251L61 257L59 256L58 253H57V255L59 256V258H62V256H63V257L65 258L64 261H67L66 258H67V256H68L69 254L65 253V254H67V256H66V255H63V252H66V251H67V250H64ZM81 249H82L83 251L86 250V249L84 250V248H81ZM81 249H80V250H81ZM109 249H108V250H109ZM115 249H114V250H111V251L113 252V251H115ZM126 249H128V248H124L123 250H126ZM129 249H130V248H129ZM135 249H136V248H135ZM145 249L148 250L149 248H145ZM150 249H151V248H150ZM150 249H149V250H150ZM217 249H218V248H217ZM1 250H2V251H1ZM26 250H29V249H26ZM39 250H40V249H39ZM39 250L35 248V251H38V253H39ZM44 250H45V249H44ZM44 250H42L41 252H43ZM48 250H49V249H48ZM50 250H51V249H50ZM57 250H58V249H57ZM63 250H64V251H63ZM89 250H90V249H89ZM89 250H88V252H89ZM92 250H93V248H91V250H90V251H91V252H90L91 254H90V253L88 254V252H86V253H87L89 256H93V259H94V260H95L98 256H99V257H100V256H103V255H100V254H102L103 251H100V250H99L101 253H99L98 256H97V254H96V257H95V256H94L95 253H92ZM108 250H107V251H108ZM117 250L119 251L120 249H117ZM121 250H122V248H121ZM133 250H134V249H133ZM137 250H140V249H137ZM149 250H148V251H149ZM151 250H152V249H151ZM192 250H193V249H192ZM209 250L211 251L212 249H209ZM29 251H30V250H29ZM32 251H33V250H32ZM51 251H52V250H51ZM74 251H75V250H74ZM74 251H70V252H71V257H72V259L70 258V255H69L68 257H69L71 260H75V261H76V260L78 259V260L80 261V260H81L80 258L75 257V255L72 256L73 253L76 254V251H75V252H74ZM83 251H80V252L82 253ZM93 251H94V250H93ZM111 251H109V252H111ZM118 251H116L115 253H118ZM126 251H128V250H126ZM202 251H203V250H202ZM202 251H200V252H202ZM11 252H12V251L10 250L9 253H11ZM20 252H21V251H20ZM22 252L24 253V251H22ZM22 252H21V253H22ZM46 252H47V251H44V253H46ZM67 252L70 253L69 251H67ZM72 252H73V253H72ZM109 252H108V255H109ZM204 252H205V251H204ZM206 252H207V251H206ZM216 252H217V251H216ZM7 253H5V255H6ZM9 253H8V257H10ZM38 253H36L37 255H31V256L33 257V260H34V259L36 260L37 258H40L39 255H38ZM44 253H43V254L41 253L42 255L40 254L42 260L47 261L46 259H48V262H50V264H52V263H54V262L56 261V260H55L56 258L54 257L56 254L53 256V254L56 253V252H53V254H52V256L55 258V259H54V260H55L54 262H52V259L49 261V258H51V256L48 255V254H49L48 252H47L48 254L46 253L45 255H44ZM50 253H51V252H50ZM78 253H79V250L77 251V254H76L77 256H79V255L81 256L83 253L85 254V252H83L82 254H79V255H78ZM97 253H98V252H97ZM105 253H106V254H105ZM130 253H131V250H130ZM142 253H143V256H145V255H144V251H143ZM148 253H149V252H148ZM148 253H147V254H148ZM155 253H156V252H155ZM190 253H191V252H190ZM24 254H25V253H24ZM32 254H33V253H32ZM87 254H85V255L87 256ZM93 254H94V255H93ZM140 254H141V251H140ZM191 254H192V253H191ZM202 254H203V253H201V255H202ZM3 255H4V253H3ZM5 255H4V256H5ZM50 255H51V254H50ZM113 255H114V253H113V254L110 253V256H111V257H112ZM116 255H117V254H116ZM156 255H157V254H156ZM205 255H206V254H205ZM205 255H202V256L204 257ZM208 255H209V254H208ZM208 255H206V256H208ZM0 256H1V254H0ZM4 256H1L0 259H2ZM6 256H7V255H6ZM6 256H5V257H6ZM34 256H38V257H37V258H34ZM42 256H43V257H44V256H47V257L49 256V257H48V258L44 257V258H46V259H43ZM58 256H57V258H58ZM65 256H66V257H65ZM80 256H79V257H80ZM83 256H84V255H83ZM86 256H85V257H86ZM89 256H87V257H89ZM128 256H129V255H128ZM134 256H135V255H134ZM138 256H140V255H139V252H138ZM143 256L140 257L141 260H143V258H144ZM153 256H154V255H153ZM153 256H151V259H152V258L155 259L156 256H154V257H153ZM192 256H193V255H192ZM206 256H205V257H206ZM5 257H4V258H5ZM8 257H7V258H8ZM74 257H75V259H73ZM94 257H95V258H94ZM99 257H98V258H99ZM136 257H137V256H136ZM188 257H189V256H188ZM194 257H195V256H194ZM196 257H197V256H196ZM214 257H215V256H214ZM23 258H24V256H23ZM28 258H29V257H28ZM28 258H27V259H28ZM76 258H77V259H76ZM100 258H102V257H100ZM100 258H99V259H100ZM107 258H110V257L108 256V257H106L105 259H107ZM130 258H131V257H130ZM145 258H146V256H145ZM147 258H148V257H147ZM147 258H146V259H147ZM149 258H150V257H149ZM149 258H148L147 260H150ZM199 258H200V257H199ZM29 259H31V261H33L32 258H29ZM62 259H63V258H62ZM70 259L68 260V262H70ZM87 259L90 260V259H92V258H87ZM87 259H86V260H87ZM99 259H98V260H99ZM103 259H104V258H103ZM103 259H101L103 262H107V263H108V262L110 261V260H109V261H106V260L104 261ZM133 259H134V258H133ZM135 259H136V258H135ZM190 259H191V258H190ZM3 260H5V259H3ZM18 260H21V261L19 262ZM59 260H60V259H59ZM84 260H85V258H84ZM89 260H88V261H89ZM94 260H93V261H94ZM98 260H95V262L98 261ZM101 260H99V261L102 262ZM112 260H113V259H112ZM112 260H111V261H112ZM129 260H130V259H129ZM137 260H138V263H140V261H139V260H140L139 257H137ZM137 260H136V261H137ZM147 260H146V261H147ZM200 260H201V258H200ZM209 260H210V259H209ZM1 261H2V260H1ZM9 261H8V262H9ZM25 261H26V260H25ZM36 261H37V260H36ZM36 261H35V263H36ZM45 261H44V264H45ZM57 261H58V260H57ZM57 261H56V262H57ZM62 261H63V260H60V263H62ZM90 261H91V260H90ZM113 261H114V264H115V260H113ZM119 261H120V260H119ZM133 261H134V260H133ZM133 261H132V262H133ZM136 261H135V262H136ZM150 261H153V260H150ZM150 261H149V262H150ZM186 261H187V260H186ZM189 261H190V260H189ZM191 261H193V260H191ZM10 262H9V263H10ZM14 262H15V261H14ZM26 262H27V263H26ZM26 262H25L26 264H28V263H29V264H33V263H30L28 260H27ZM39 262H41V264L43 263V262L41 261V259L38 260V264H39ZM48 262H46V263H48ZM72 262H73V261H72ZM77 262H78V261H77ZM77 262H76V263H77ZM83 262H84V261H83V258H82L81 263H79V264H83ZM86 262H87V261H86ZM86 262H84V263L87 264ZM103 262H102V263H103ZM117 262H118V261H117ZM121 262H122V261H121ZM141 262L144 263L145 261H141ZM147 262H148V261H147ZM153 262H155V261H153ZM197 262H199V261H197ZM202 262H203V261H202ZM210 262H211V261H210ZM1 263H2V262H0V264H1ZM25 263H24V264H25ZM60 263H59V264H60ZM63 263L68 264L67 262H63ZM76 263L74 262V264H76ZM88 263H89V262H88ZM97 263H98V262H97ZM102 263H100V264H102ZM109 263H110V262H109ZM109 263H108V264H109ZM138 263L136 262V264H138ZM194 263H195V262H194ZM194 263H193V264H194ZM203 263H204V262H203ZM203 263H201V264H203ZM211 263H212V262H211ZM2 264H3V263H2ZM4 264H5V262H4ZM12 264H13V262H12ZM55 264H57V263H55ZM70 264H71V263H70ZM77 264H78V263H77ZM89 264H95V263H93V262L91 261ZM98 264H99V263H98ZM103 264H104V263H103ZM111 264H112V263H111ZM123 264H124V263H123ZM128 264H129V263H128ZM147 264H148V263H147ZM152 264H154V263H152ZM188 264H189V263H188ZM207 264H210V263L208 262ZM212 264H214V263H212ZM263 264H264V263H263Z\"/></svg>", "mask_w": 264, "mask_h": 264}]
</instances>
